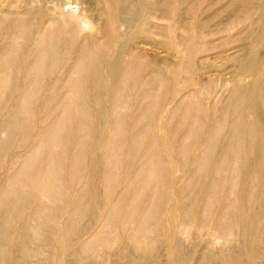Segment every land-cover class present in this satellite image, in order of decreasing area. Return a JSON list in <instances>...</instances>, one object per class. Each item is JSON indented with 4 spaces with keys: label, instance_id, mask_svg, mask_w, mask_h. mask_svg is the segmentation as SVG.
<instances>
[{
    "label": "rangeland",
    "instance_id": "1",
    "mask_svg": "<svg viewBox=\"0 0 264 264\" xmlns=\"http://www.w3.org/2000/svg\"><path fill=\"white\" fill-rule=\"evenodd\" d=\"M73 12L84 17V20L87 24L85 28H80L79 26H77L75 20H72L69 18V14ZM60 14H64L66 21L60 18L61 16ZM23 15H25V17ZM1 18H3L4 21ZM15 19L17 20V22ZM22 19L24 22L21 21ZM131 20H132V23H130ZM0 21H1L0 22V46H1L0 50H2L0 52L6 51L5 50L6 48L2 49V47L5 46L4 44L7 43L6 41H16V40L19 41L20 40L19 42L20 48L18 51V53L20 52V54L18 55L20 58L19 60H20V66H21L19 67V65H17L15 67H19V69L13 67L14 70L12 68L10 69L11 71L9 72L13 75V77L12 75H10L11 79L15 78L14 81L16 80L15 81L16 84L14 83L13 80H11V82L9 83L8 82L3 83L5 84V86L3 84H2L3 86H0V88H2L0 89V91H3V93L0 92L1 94L0 95V125L4 124V118L7 117V114H10L12 112L11 106L14 104H18L20 99L24 97L23 93L25 92V90H27L28 87L30 88L31 92L36 91L35 93L32 92V94L28 98L29 100L27 99L26 101L20 102L21 106H23L24 104H28L27 106H23V111L25 113L22 118L23 119L25 118L24 120L21 119L19 123L16 122V124L13 123L12 125H10L11 127H9L7 130H4L5 133H2L3 131L1 128L3 127L0 126V131H1L0 132L1 134L0 135V188L2 187V184L6 185V183L3 181H6L5 179H6V176H8L7 174L9 173V171L11 173V171L15 169L13 167H16L17 160L22 159L23 158L22 155L27 154L32 149H35L40 139L39 135L42 136L44 134L43 132H45V129L54 126L57 121L56 119H58L59 116H61L62 120H64L67 118V115L69 113L71 115L73 111H75L74 113H77L78 111L82 112L83 113V114L81 113L82 118H84L85 116V118L82 119L80 116H78L79 112L76 115L73 114V116L75 115L74 117L69 115L68 118L69 117L71 118L70 124H69L70 118L69 119L67 118L66 120H64V124L62 125V128L59 133L60 134L59 137L62 139L60 140L59 138L58 142L61 141V144L60 143L58 144L61 147L58 145L59 147L58 146H57L58 148L56 147L57 150L54 147L56 151V152L54 151V153H61L62 158L64 155L62 154V151L65 150L64 151L65 155H68V156H64L65 159L66 157H68V159H66L67 161L64 162L63 160L65 159L64 158L62 159L63 161L62 164L63 163L65 164V165H62V179L65 180L66 187L69 189V193H70V196L68 195L69 196L68 200L64 199V202H63L62 199L59 200V198L57 199L55 198L56 201L52 202V199H51V203H50V199L45 198L42 194H40L39 190L36 191L37 190L36 188L33 189L30 186H29L30 188H28V186H26L27 188H25V186L23 185L22 188H25V189H22V199H21L22 205L19 209L20 212L17 213L18 216L16 215V213L12 215V212L14 210L11 207V204L13 203V198L8 200L5 203L4 202L0 203V225H2V223H5L6 226L7 225L10 226L9 229H8L9 226H7L8 231L6 230V232L0 231V261L2 260L0 264H17V263L18 264H76V263L77 264H105V263L106 264H112V263L114 264H264V240L263 241L261 240L262 237H263L262 239H264V234H262L264 233V229H263L264 228V222H263L264 216L262 217L259 216L260 214L264 215V211H263L264 210L263 208L264 200L261 201L262 199H264V197L262 198V196H264V187H262V185H264L263 183L264 182V177H263L264 176V166H263L264 165V153H263L264 152V125L262 124L264 123V113H263L264 112V78H263L264 77V74H263L264 73V42H263L264 41V0H0ZM25 22H27L29 25L32 22L30 25L31 30L29 28V25L26 24L28 25L26 32L27 30L28 32L26 33L24 31L18 37L19 29L22 28L21 26L25 25ZM125 22L127 24L130 23V25L125 24ZM33 26H35L34 27L35 29L33 28ZM15 27H18V28L16 29ZM9 29H11L12 31L14 29V31L12 32ZM50 31L52 32V35H50L51 34ZM9 32H12L13 35ZM15 32L16 34H14ZM4 34L8 35V37H6ZM15 37H18V39ZM38 37L39 39L37 42L36 39ZM32 42L33 44H31ZM52 42H54V44L56 45L54 46L53 48L54 50L52 51L48 59L49 61L47 60L45 64L41 65V67L39 68L35 67L34 62H33L34 67H33L32 75L29 76L27 79L28 67L30 68V65L26 62V59H27L26 57L28 56L27 53L30 50H32L31 47H34L33 50L36 48L34 50V53L39 50L37 53L33 54V61H34L36 57L35 55H38V53L40 52V47L43 46V48H46L45 46ZM94 42H96L97 44ZM90 46L93 49L89 48ZM201 47L202 48L204 47V50H202ZM196 48L198 49L199 52L196 50ZM88 49L89 50L92 49L93 51L92 50L88 51ZM200 50L202 52H200ZM249 51H251V53ZM94 52H95V56L93 55ZM91 56H93L92 58H96L98 60L96 62L100 63L101 61L103 64L96 63L95 62L96 59H92ZM21 58H22V61H21ZM258 59L260 60L257 61ZM85 60L86 62L84 63ZM80 62H82L81 65L83 66V68L82 66L80 67V64H79ZM155 62H157V64ZM76 63L78 64L77 66H75ZM256 63H259V64H256ZM25 65L27 67H25ZM253 65H255V67H253ZM78 66L79 68H77ZM194 67L196 69H194ZM246 67L247 69H245ZM20 68H22L21 70L22 72L20 71ZM191 68L193 69L191 70ZM254 68H256L257 71ZM15 69L17 71H15ZM72 69H76L75 71L76 73ZM163 69L165 70V72L163 71L164 73L162 72ZM158 70H160L161 72ZM247 70L248 72L250 71V73H248ZM3 71L5 70H1L0 72H3ZM13 71L19 74L13 73ZM257 72L259 73L262 72L263 75L258 74ZM125 73H127V75ZM153 73H156L157 75H159L158 76L159 79L163 77L164 81L157 80V78L154 77ZM156 74L155 76H157ZM234 74L235 75L237 74V75L234 76ZM61 75L63 76V78H61L60 80ZM16 76L21 79H18ZM33 76H36L37 79L36 77H33ZM64 76L67 81L64 80L65 79ZM231 76L233 79L231 78ZM32 77L34 78L33 79L34 83H31ZM38 77L40 78L39 80H38ZM72 77L75 79L78 77L82 78L83 80L82 84H83V87H85L84 89L85 91L83 90V88L80 89L81 87H79V86H82L80 85L82 81L79 80V78L77 79L78 81H76ZM237 78L238 80L248 78L247 80H251L253 82L249 81L250 84L246 88L243 87L242 89L241 88L236 89ZM70 80H72L71 81L72 83L70 82ZM208 80H210L209 83L206 82ZM79 81L81 82L79 83ZM259 81H261L262 83L261 82L259 83ZM76 82L79 83V86L77 85L78 83L76 84ZM206 83H208L209 85ZM232 83L233 85H231ZM9 84L11 86L14 85V90L16 89L15 91L16 93H14V95L10 93V88L8 91L7 86ZM59 84L60 86L61 85L62 86L60 87ZM73 84L77 86L75 87L76 90L73 87L74 86ZM202 84L205 85V88L203 87ZM227 84H229L228 85L229 87L226 86ZM52 85L53 86L55 85V87H53ZM35 86L37 87V89ZM222 86L225 88H222ZM3 87H6V88H3ZM57 87L59 90L58 93L60 94L56 93ZM71 87L73 88V90L70 89ZM201 87H203L204 90ZM78 88L80 90V93L76 92ZM217 88L219 89V91ZM122 89H125V90H122ZM81 90H83L85 94L84 93L81 94L82 92ZM72 91L74 92V94H72L73 93ZM192 91H194L193 93H196V94L198 91L199 92L202 91V94L201 92L200 93L198 92V94H201L202 96L201 101H203L202 106L199 107L198 111L195 110L197 109L195 107L196 96L191 95L193 94L191 93ZM206 92H207V95H206ZM75 93H77V96H78V93L79 95H81V96H78L77 100H76L77 96H74L76 95ZM159 93L161 95H159ZM189 93H190L189 96H192V98L194 97L195 98L192 99L191 97L186 95ZM7 94H9L10 96L13 95L12 96L13 99H11L12 97H10ZM61 94H63L64 97H62ZM68 94H72V96ZM144 94H147L146 95L147 99L150 98L148 99V101H146L147 99L145 98V96H143ZM151 94L152 96H148ZM82 95H84V97H82ZM203 95L204 96L206 95L207 97L206 96L204 97ZM218 95L220 96L219 98H217ZM240 95H243V98ZM257 95L258 97L256 99ZM31 96L32 98H30ZM59 96L61 98V101L64 99L65 102L63 101L61 102ZM68 97H71L70 100L72 99L74 100H72L71 102ZM119 98H121L120 100L122 101H120ZM204 98L205 99L208 98L207 102L208 100L209 102L207 104L209 105L208 108L210 110L207 108V104H204L206 103V100ZM258 98L260 100H258ZM46 99H48L50 102ZM79 99H81L80 101H83V102H80V104L78 103ZM139 99L140 100L144 99L146 103L147 102L149 103L147 104L145 102L142 103L143 100L140 103ZM155 100L157 101V103ZM235 100L239 102L238 106H236L237 101L235 102ZM240 100H242L241 103H240ZM57 101H59L60 103H57ZM180 101L182 105L180 104ZM210 101L212 102V104H210L211 103ZM116 102L117 103L122 102L120 107H118L119 104H116ZM63 103L64 105L69 104L70 106L73 105L74 107L72 106V109H68L69 105H65L66 106L65 107L63 106ZM81 103H85L82 105L83 106L86 105V106L85 107L79 106L81 105ZM151 103L153 105L156 103L157 105L156 106L154 105L155 107H152L153 105ZM245 103H247L248 107H250V111H248L250 113V117H248V119L249 118L251 120L253 119V122H251V120H249L248 122H250L249 125L252 126V128L254 126V130L253 129L251 130L250 128L247 131L251 130L253 133L250 134V132H246V134L244 135L246 136V139L248 140L251 139V136L253 140L254 139L256 141L260 140L259 143L263 144L262 145L263 147L262 149L258 150L257 147L255 146L246 147L243 145L244 146L243 147L241 146V144H238V145L234 144V146L228 149L229 150L228 152L227 148L229 147L225 145L228 142L229 138H231L232 136V133L230 132L234 131V127H235L233 124V127L230 128V125L232 126V123L236 121L235 119L237 118L239 119L238 114H240L239 112L242 111V107L247 108ZM54 104L55 105L59 104L58 106L59 109H56L57 105L55 106ZM179 104L181 107L180 106L177 107V105ZM4 105L6 107H4ZM234 105H235V109L233 110ZM239 105L241 106L240 110L238 108L240 107ZM243 105H245V107ZM31 106L32 108H30ZM51 106H54V107H51ZM204 106L207 108V109L205 108L207 113L203 109ZM24 107L27 109H24ZM80 107L81 108L83 107L82 110L84 112L81 111ZM115 107L116 108L118 107V108L115 109ZM124 107H126V109ZM77 108L78 109L80 108V109L78 110ZM49 109H50V112L54 110L53 111L54 114H52L51 116L49 115L50 112L48 113ZM123 109L126 113H123L124 112ZM146 109L148 113H145V116H144V112L146 111ZM148 109H151V110L149 111ZM67 110L68 112L71 110V112L66 113ZM114 110L115 112H117L116 110H118V112L115 113ZM184 110L186 111L185 112L186 114H184ZM85 111L86 112L88 111L89 116L87 115ZM177 111L178 113H176ZM195 111H197L198 113ZM230 111H234L233 113L235 116L233 118H232L233 113H231ZM63 112L64 114H62ZM187 113L189 115H187ZM196 113L197 115H199V113L201 114L200 116H196ZM220 113H222L223 116ZM225 113L229 117H226ZM152 114L154 115L152 116ZM56 115H59V116L57 117ZM62 115H64V117ZM120 115L122 117H120ZM180 115H181L180 117L181 120L179 118ZM123 116H126V117L124 118ZM79 117L83 121L80 120ZM185 117H187V119L184 120L183 118ZM194 117L195 119L196 118L199 119L198 123L201 120L205 124L202 122L203 125H201V122H200V125H201L200 126L198 123L194 121L195 120L193 119ZM48 118H49V121L47 120ZM214 118L216 119L214 120ZM219 118H220V122L222 121L221 123L218 121ZM223 118L228 119V121H225L227 122L226 124ZM85 119L88 123L84 121ZM116 119H121V122H119ZM182 119L184 122L182 121ZM190 119L191 120L193 119V120L190 121ZM122 120L125 123L124 122L122 123ZM150 120L152 121V124L151 123L149 124V122H151ZM177 120H179L180 122ZM80 121L83 123H81ZM193 121L196 124H193V127H192V123H194ZM115 122H117L118 125ZM135 122H139L138 123L139 125L136 126ZM114 123L116 124L115 127L119 126L121 127L120 129L123 128L122 131L118 127L114 128ZM146 123L148 124L146 125ZM181 123H183L182 126H181ZM252 123L253 125H251ZM71 124H72V127L70 126ZM119 124H121V126ZM214 124L219 126L218 128L219 129L221 128L222 131L217 130L216 132L215 129H218V128L216 127L214 128L213 126ZM148 125L150 126L151 129L154 128L155 130L149 129V132L142 131L144 129H147L148 127L146 126ZM184 125L186 128L184 127ZM225 125H228V127L226 126V128L224 127L225 129H223L222 127ZM77 126H80V131L82 130V132H79V134H77L78 129H79V127ZM105 126H106V129H105ZM196 126H198L197 129L194 128ZM81 127L87 128L88 131L86 132L85 131L86 129L83 130ZM202 127L204 128L203 129L204 131L202 130ZM193 128L196 130H194ZM257 128L258 129L260 128L261 132ZM14 129L15 131H13ZM112 129L113 131H111ZM116 129L117 131L120 130L121 132H117ZM18 130L19 132L21 131V133H19ZM189 130H192L190 131L191 133L186 132ZM223 130L226 131L225 133L227 134L225 133L223 134L224 132ZM61 131L64 132L65 134L67 133L66 135H69L70 138H68V136H66L64 133L62 134ZM83 131L85 132V134L83 133ZM193 131L194 132L196 131L194 133L195 134L194 136H193ZM201 131H202V134H201ZM208 131L211 132V135H210V132L208 133ZM218 131L222 132L221 135H219L220 132L218 133ZM72 132L75 134H73ZM133 132H134V135H133ZM144 133H147V134H144ZM212 133L214 134L215 138ZM185 134L186 135L189 134V137H186ZM222 134L225 138L222 136ZM254 134H256V137ZM257 134L259 135L257 136ZM62 135L63 136L65 135V137H61ZM190 135H192L193 137ZM203 135L204 137L206 136L205 140H204V137L202 138ZM226 135L228 136L226 137ZM72 136H73V139H72ZM109 136L111 138H109ZM133 136L136 139H140V140L136 143L135 141L136 139ZM198 136L201 141H199ZM221 136H222L221 140H223L224 138L223 142L219 141ZM83 137L85 139H83ZM122 137H124L125 139ZM153 137L154 138L156 137L155 138L156 140ZM182 137L185 139H183ZM216 137H219V139H216ZM81 138L83 139V141L85 140V142H87V146H85L86 145L85 142L79 143ZM86 138H87V141H86ZM186 138L187 139L189 138L188 140L191 141L190 145L187 144V142L185 141ZM104 139H106V142H107V139H114L115 141H119L121 143L120 144L121 147L120 145H117V148H115V151L117 153L113 150L114 154L116 153L115 155H117V156H114V159L117 160L116 163L114 160V163L116 165H114L113 162H112L113 165L109 164L111 163L110 161L108 162L109 155L107 154L109 153L108 151L111 149L110 147H108V145L106 146L104 145L106 144V142L102 143L105 141ZM76 140L78 141L77 142L78 146H77V143H75ZM214 140L217 143H215ZM131 141L132 142L135 141V142L132 143ZM140 141H142V143ZM181 141H183V144L186 142L185 145L187 144V147L183 144L181 145V147H179V145L182 143ZM71 142H72V145L70 147V144L68 143H71ZM203 142H205V144ZM64 143H66V146L68 149H63L65 145ZM116 143L119 144L118 142ZM134 143L137 145L136 147L138 149L139 148H142V149H139V150L135 149L136 147H134L135 146ZM199 143L200 144L202 143V144L200 145ZM153 144L154 146L156 145L157 148L154 147ZM203 144H204V147L206 146L205 147L206 150L204 149ZM215 144L216 145L218 144V145L216 146ZM75 145L77 147H75ZM81 146H83V148ZM85 147H86V150L84 152L83 150L85 149ZM105 147L106 149H104ZM207 147H209L208 148L209 151L207 150ZM221 147L222 148L227 147V148L226 149L223 148L222 149L223 151H222ZM241 147L242 148L246 147V149L250 147L249 149L251 150L242 149ZM183 148L188 149L189 151L188 150L185 151V149L183 150ZM201 148H202V151H201L202 153L199 152ZM212 148H214L213 153L211 151ZM235 149L236 151H234ZM74 150L75 151L77 150V151L75 152ZM147 150L149 153L147 152ZM181 150L185 151V153H183V151L181 152ZM203 150L205 151L204 153H203ZM237 150L239 151V153H236ZM79 151H81V153H77ZM142 151L144 152L142 153ZM154 151L158 155H155ZM158 151L163 156L162 155L159 156L160 154ZM249 151L250 152L252 151L251 152L252 154ZM50 152L51 151H48L47 153V151H45L39 157L38 162L40 163L43 161L42 163H40L42 164V166L44 165L42 167L44 168L43 170L47 169L49 166L51 159L48 160V158L52 157L51 155L52 153ZM137 152L140 153L141 156ZM146 152L148 154L147 156L144 154ZM208 152H209V155L210 153L212 155L208 156ZM231 152H233V154H230ZM240 152H242V154ZM132 153H134V155H136L137 153L140 157L135 158L133 157L134 155H132ZM181 153H183V155ZM226 153H228V155ZM254 153L255 154L261 153L263 156L261 154L260 156L257 154L255 156ZM74 154L76 155V159L75 157L73 158V156H75ZM200 154H201V158H200ZM244 154L246 155L244 156ZM17 155H19L20 158H17L18 157ZM47 155H48V158H46ZM83 155H85L84 156L85 158L83 157ZM148 156L152 158L155 157L156 159V161L154 162L155 164L154 163L150 164V162L152 161H150L151 158L149 159ZM211 156L212 158H210ZM225 156H227L228 158ZM183 157L185 160L181 159ZM243 157L244 158L248 157L246 159L247 161H245ZM259 157L262 159H260ZM14 158L15 160H13ZM69 158L70 159L72 158L71 160L74 159L73 162L78 159V162L72 166L73 162ZM253 158L255 160H253ZM256 158H259V159H256ZM146 160L149 162H144ZM157 160H159V162L163 161L164 163H159ZM218 160L220 161V163L218 162V164H216ZM257 160H258V163H257ZM204 161L206 165H204ZM224 161L227 163H225ZM80 162H83V164L81 165ZM254 162L257 164H255ZM117 163H118V166H117ZM233 163L236 164L237 166L234 165ZM149 164L153 166L150 168ZM157 164L161 166L159 167ZM250 164H252L253 166ZM154 165L158 166L157 167L158 170H156V166L154 167ZM246 165L248 168L246 167ZM141 166L142 168H140ZM230 166L232 167L236 166V168L239 169L238 172L240 171V173L237 172V174H240V176L237 177V175L235 174L236 171H234L235 167L234 168L231 167L233 169L232 170ZM116 167H117V170H116ZM143 167L145 169H143ZM153 167L154 169H152ZM242 167H244L245 169ZM112 168H114L115 170L113 169L114 170L113 171ZM196 168L200 169V171ZM217 168L219 170H217ZM73 169H75L76 172H74L75 170L73 171ZM142 169L145 171H143ZM201 169H203V171ZM262 169H263V172H261ZM109 170L110 172L113 171V173H110ZM138 170H139V173H141V175L138 174V176H136V174L138 173ZM150 170L151 171L156 170V171H153L151 173ZM193 170H196V174ZM248 170H249V173H247ZM107 171L109 174H107ZM117 172H118V175H116ZM155 172H157L158 174L155 175ZM254 173H257L255 174L256 177L255 176L253 177ZM232 175L233 176L236 175V176L233 177ZM251 176L255 179H252ZM72 178H74V180H72ZM213 178L214 180L217 179L216 180L217 182L213 181L216 184H212L210 186V184L212 183V182L210 183V179H213ZM229 178H232V179L234 178L232 183H234V180H236V185L235 183L233 185L235 187L234 188L231 186L230 187L231 189L233 188V190L237 189L238 192L235 190L234 191L236 193L233 190L228 192V190H230L228 188L229 185H232L231 183L232 179H229ZM146 179H148L149 181L147 182ZM150 179L153 183L150 181ZM226 179H228V181H226ZM130 181L131 182L133 181V183H130ZM198 181H201L198 184L199 186L197 185ZM223 181H226V183H222ZM249 181L250 182L253 181L255 183L257 182V184L252 183V182L249 183ZM128 182L129 184L131 185L134 184V185L131 187L128 184ZM246 183H248V185ZM156 184L158 185V187L156 186ZM149 185H151V187ZM154 185L156 187H154ZM216 185L217 186L219 185V187H217ZM241 185L243 187H240ZM252 185H255V188L252 187ZM91 186L93 187L96 186V187L93 188ZM212 186L213 187L215 186L216 189L218 188L217 191ZM77 187L78 189L76 190ZM88 187L93 188L92 190L93 194H92V191H90L91 189L89 190ZM142 187L144 190L140 189ZM144 187H146V189ZM31 188L32 190H30ZM79 188H81V190ZM135 188L137 191L135 190ZM155 188L156 189L158 188L157 189L158 191L156 192L159 195L156 193L157 195L153 199V197L151 196L155 195L154 194ZM250 188H253L255 192L252 191V189ZM242 189H244V191L245 189L246 190L248 189L247 190L248 192L247 191H246L247 193L245 192V196H248L246 200H245L246 197L244 198L243 193L240 194L241 191L243 192ZM18 190L20 189L18 188ZM24 190L26 193H24ZM49 190L50 189L47 190L48 192L47 196L50 195L51 190L50 191ZM210 190H211V193H210ZM250 190L252 191V193ZM257 190L258 192L259 190L261 191L258 193ZM140 191L142 194L140 193ZM137 192L139 193V195ZM144 192L146 193V195L144 194ZM148 192H151V193H148ZM208 192L210 194H207ZM230 192H233V194H231ZM79 194L80 195L82 194L81 196L82 197L84 196V199L80 197ZM251 194L253 196L261 195L259 196L261 198L258 197V199L254 200ZM25 195H26V198H25ZM73 195L75 199L71 198L73 197ZM132 195L135 196L136 202ZM208 195H211V196H208ZM89 196L91 197L88 198ZM93 196L94 198H92ZM212 196H215V198L214 197L210 198L211 200L213 199V201L209 200V197H212ZM233 196H234V200L236 198H237L236 201L238 200L237 202L235 201L236 206L233 201ZM131 197H133L134 202ZM141 197L143 198V200ZM205 198L208 199L209 204L206 203L207 201L205 202L206 200ZM61 200L62 202H60ZM79 200L81 201L80 202L81 205L79 203ZM129 200L130 201L132 200L131 203ZM258 200H259V203H258ZM10 201H11V204L9 203ZM71 201H73V203ZM83 201H85L86 203ZM89 201H92L93 204H91ZM114 201L116 203H113ZM141 201L143 203H141ZM168 201L170 203H168ZM227 201L229 202L233 201L230 203L232 208L231 206L229 209L227 208L229 206L228 205L229 202ZM190 202L192 203L190 204ZM251 202L254 205H251L252 204ZM54 203L55 205H53ZM87 203L92 206L91 209L89 208L90 205L89 206L86 205ZM112 203L115 204L114 206L116 207V210L114 207H112L113 206ZM237 203L239 206L238 208H237ZM29 205L30 207H27ZM51 205L55 207L54 209L56 210L57 219L60 222L59 223L60 228L62 227L61 230L60 228L54 230V222L51 220V218H49L48 213L46 214L45 210L49 207H52ZM60 205L61 207H59ZM94 205L95 206L97 205L98 209L95 208ZM128 205L129 206L132 205V206H130L128 209ZM203 205L206 207L210 205L209 206L210 208L208 207L206 209V207H203ZM36 206H39V207L41 206V208L44 206L45 208V209L43 208V212L44 211L45 212L44 213L42 212V214L37 217V220H40L42 222V225L44 226H42V229H39V230L34 227H30V229L23 230V228L26 226V219L28 215L32 212L30 210H35ZM75 206L76 208H74ZM81 206L83 207L85 206L86 210L85 209L80 210L81 213H78L77 211L79 210L78 207H81ZM254 206H256V208H254ZM124 207H127L126 208L127 210ZM146 207H148L149 209ZM204 208L207 211L206 214H205ZM258 208L259 210L257 211ZM75 209H77L76 210L77 212L75 211ZM146 209L150 210V212L149 211L146 212L147 211ZM69 210H71L70 213H69ZM236 210H238L237 213H234ZM124 211H126L125 213L127 214L128 217L129 215L137 216L139 214L138 215L139 217L133 216V221L134 222L136 221L137 223L136 222L134 223L133 221L130 222L131 216L128 219V217L125 216L126 214L123 213ZM128 211H129V214L127 213ZM223 211H226V212H224L223 214ZM153 213H155V216ZM78 214H81V215H78ZM82 214L84 215L82 216ZM123 214H124V217H123ZM156 214H157V218H156ZM185 214H187V216ZM202 214L203 215L205 214V215L203 216ZM228 214L230 216L232 215L231 218ZM251 214L254 215V216L252 215L253 218L251 217ZM63 215L65 218L63 217ZM223 215L226 216V219H228L229 221L226 220ZM13 216L15 219L13 218ZM144 216H146L147 218ZM221 216L224 217V219L226 220L225 224H223L224 219H222ZM238 216H239V219H238ZM74 217L76 218V220H78L81 217V220L76 221L74 220ZM126 217H127V220H125ZM106 218L110 220L111 222L109 221L106 223V221H108L106 220ZM141 218H145V219L142 221ZM152 218H154L155 221L158 219V221L156 222V225L155 223H152L153 222ZM220 218L223 221L222 220L219 221ZM251 218L253 221L251 220ZM260 218H262L261 221H258ZM150 219H151V222H150ZM249 219H250V222H248L249 223L248 224L247 221ZM69 220H71V222ZM145 220L146 222L148 221L150 225H148V222L146 224L144 222ZM127 221H129V223ZM139 221L144 222L143 226H146V228L143 227L142 225H139L140 223ZM234 221H235V224H234ZM239 221L241 223H239ZM33 222H36V221L33 220ZM33 222H31L30 226H33ZM251 222H253V224ZM71 223H73L74 225ZM100 223L102 224L103 227L104 226L105 227L104 228L101 227ZM104 223L107 224L108 226L104 225ZM250 223L252 224L254 228L250 226L251 225ZM109 224L113 226V229H111L112 231L114 230L112 234L109 230L112 227H109ZM136 224L137 226H135ZM50 225H52V227ZM210 225H213L211 226L212 229L211 228L208 229ZM228 225H229V228H228ZM239 226L241 228H239ZM71 227L74 230H71L70 229ZM132 227H134V229ZM139 227L143 229L142 231H140L142 232L140 234L144 238L137 239L138 237L137 236L135 237V235L131 238V236L133 235V232H136L135 229ZM226 227L228 229H226ZM243 227L246 229L242 230ZM144 228L148 232L147 231L143 232ZM213 228L214 229L218 228L219 230L217 229V231L216 230L213 231ZM224 228L226 229V231L228 230L229 233L230 232L232 233V235L230 236L233 239L232 243L229 242L231 241L230 237H226L227 235L222 234L223 230H225ZM257 228H259L260 230L262 229V230L261 231L259 229L257 230ZM101 229H104L105 231ZM239 229L241 230L242 234L239 233L240 232ZM37 231H39L41 235L38 234L39 232ZM213 232H215V236L212 237ZM217 232L219 233V235H217L218 234ZM233 232L239 233V234L234 233L236 235L235 236ZM149 233H151V236L155 237L153 238L154 242H152V239H151L152 237L150 236ZM256 233L258 234L260 233V236H258ZM29 234L31 238H28ZM240 235L243 237L241 238ZM35 237L37 239H35ZM158 237H161V238H158ZM236 237H239V239ZM254 238L256 239V241ZM89 239L90 240L92 239V242L95 240V242L92 243L90 242ZM248 239L250 240L249 243L247 242ZM34 240L35 242L33 243ZM155 240H158V241H155ZM222 240L224 241V243L222 242ZM30 241H32V243ZM143 241L145 243H143ZM177 242L180 244V246ZM228 242L230 243L229 245H227ZM241 242H242V245H241ZM146 243H148L149 245L151 244L152 246L151 245L149 246L147 244L148 245L147 247L152 248V249L148 250V248L146 247ZM24 244H26L27 246ZM86 244L87 246L92 247L90 248V250H93V249L97 250L98 253L96 252V255L86 254L87 256L83 257L85 256V254H82L78 251L81 249V247H84ZM156 244L158 245V247H156L157 246ZM154 247H155V250H154ZM206 248L207 249L209 248V249L207 250ZM1 249L3 250L1 251ZM240 250H242L241 252L242 254L240 253ZM76 251L79 254L76 255L75 254ZM45 253L46 254L48 253V255H45ZM254 254H258V255H254ZM240 255H243V258H241L242 256L240 257Z\"/></svg>",
    "mask_w": 264,
    "mask_h": 264
},
{
    "label": "bare ground",
    "instance_id": "2",
    "mask_svg": "<svg viewBox=\"0 0 264 264\" xmlns=\"http://www.w3.org/2000/svg\"><path fill=\"white\" fill-rule=\"evenodd\" d=\"M44 4H45V3H44ZM15 5H16V4H15ZM57 5H58V4H57ZM51 6H52V4H51ZM54 6H55V5H54ZM13 13H14V12H13ZM17 13H18V12H17ZM60 15H61L60 18H62L64 21H66V19H65V17H64V14H60ZM7 16H9V15H7ZM23 16L25 17V15H23ZM23 16H21V17H23ZM5 17H6V16H5ZM14 17H15V16H14ZM16 17H18V16H16ZM69 18L72 19V20H75L77 26H79L80 28H85V27L87 26V24H86V22H85V20H84V17L81 16V15H79V14H77V13H75V12L69 14ZM129 18H130V17H129ZM1 19L3 20V18H1ZM24 19H25V18H24ZM127 19H128V18H127ZM15 20H16V19H15ZM3 21H4V20H3ZM21 21H23V19H22ZM21 21H20V23H21ZM0 22H1V21H0ZM16 22H17V20H16ZM23 22H24V21H23ZM27 22H28V21H27ZM27 22H25V25L21 26L22 28L19 29V35L17 34L18 37H19L20 34L23 33L24 31L26 32L27 26L29 25ZM18 23H19V22H18ZM29 23H30V22H29ZM31 23H32V22H31ZM31 23H30V25H31ZM130 23H132V20H131ZM130 23L127 24V23L125 22V24H127V25H130ZM22 24H23V23H22ZM22 24H21V25H22ZM26 24H28V25H26ZM30 25H29V28H30ZM11 26H12V25H11ZM13 26H14V25H13ZM19 26H20V25H19ZM34 27H35V26H33V28H34ZM10 28H11V27H10ZM13 28H14V27H13ZM15 28L17 29L18 27H15ZM54 28H55V27H54ZM34 29H35V28H34ZM9 30H11V29H9ZM9 30H8V31H9ZM30 30H31V28H30ZM8 31H7V33H8ZM11 31H12V30H11ZM13 31H14V29H13ZM13 31H12V32H13ZM15 31H17V30H15ZM32 31H33V30H32ZM51 31H52V30H51ZM51 31H50V33H51L50 35H52V32H51ZM12 32H9V33L12 34ZM27 32H28V30H27ZM27 32H26V33H27ZM26 33H25V34H26ZM11 34H10V35H11ZM14 34H16V32H15ZM4 35H5V34H4ZM10 35H9V36H10ZM12 35H13V34H12ZM5 36L8 37V35H5ZM94 36H95V35H94ZM18 37H15V38L18 39ZM9 38H10V37H9ZM30 39H31V38H30ZM34 39H35V38H34ZM38 39H39V37L36 39L37 42H38ZM1 41H2V40H1ZM4 41H5V40H4ZM215 41H216V40H215ZM6 42H7V43H6ZM6 42H4V43H6V44H4L5 46L2 47V49H3V48H6V49H5L6 51L0 52V69H1V70H5V71H3V72H0V86H3V85L5 86V84H3V83H6V82L9 83V82H11V80L14 81L15 78H14V79H11V76H10V75H12V74L9 73V72L11 71L10 69H12L13 67H15V66H17V65H19V67H21V66H20V60H19L20 58H19V55H18V54H20V52L18 53L19 48H20V47H19V46H20V43H19L20 40H19V41H18V40H16V41H6ZM263 42H264V41H263ZM22 43H23V42H22ZM22 43H21V44H22ZM94 43H96V42H94ZM18 44H19V45H18ZM31 44H33V42H32ZM34 44H35V43H34ZM37 44H38V43H37ZM96 44H97V43H96ZM193 44H194V43H193ZM55 45H56V44H54V42H52V43L46 45V46H45L46 48H43V46H41V47H40V52L38 53V55H35L36 57H35V60H34V61H33V54L37 53L39 50H38V51L36 50L37 52L34 53V50H35L36 48L33 50L34 47H31L32 45L30 46V47L32 48V50L29 49V50H30V51L28 52L29 54L27 53L28 56L26 57V58H27V59H26V62L30 65V68L28 67V72H27L28 75H27V79H28L29 76L32 75L33 67H34V66H33V62H34L35 67H38V68L41 67V65L45 64V62L49 59V57H50L52 51L54 50L53 48H54ZM204 45H205V44H204ZM204 45H203V46H204ZM195 46H196V45H195ZM195 46H194V47H195ZM197 46H198V45H197ZM0 47H1V46H0ZM199 47H200V46H199ZM257 47H258V46H257ZM37 48H38V47H37ZM89 48H92V47L90 46ZM138 48H139V47H138ZM201 48H202V47H201ZM7 49H8V50H7ZM92 49H93V48H92ZM92 49H90V50H92ZM205 49H206V48H205ZM256 49H257V48H256ZM90 50L88 49V51H90ZM196 50L198 51L197 48H196ZM202 50H204V47L202 48ZM0 51H2V50H0ZM84 51H85V50H84ZM92 51H93V50H92ZM92 51H91V52H92ZM194 51H195V50H194ZM251 51H252V50H251ZM251 51H249V52L251 53ZM254 51H255V50H254ZM198 52H199V51H198ZM200 52H202V51L200 50ZM192 53H193V52H192ZM196 53H197V52H196ZM259 54H260V53H259ZM259 54H258V55H259ZM89 55H90V54H89ZM93 55L95 56V52H94ZM190 55H191V54H190ZM87 56H88V55H87ZM251 56H252V55H251ZM92 57H93V56H91V58H92ZM133 57H134V56H133ZM188 57H189V56H188ZM248 57H249V56H248ZM259 57H260V56H259ZM52 58H53V57H52ZM88 58H90V57H88ZM244 58H245V56H244ZM246 58H247V57H246ZM253 58H254V57H253ZM29 59H30V60H29ZM54 59H55V58H54ZM92 59H96V58H92ZM259 60H260V59H258L257 61H259ZM21 61H22V58H21ZM48 61H49V60H48ZM77 61H78V60H77ZM96 61H98V60L96 59L95 62H96ZM245 61H246V60H245ZM255 61H256V59H255ZM24 62H25V60H24ZM24 62H23V63H24ZM85 62H86V60L84 61V63H85ZM248 62H249V61H248ZM77 63H78V62H77ZM77 63H76L75 66L78 65ZM81 63H82V62L79 63V64H80V67L82 66ZM96 63H99V62H96ZM100 63H102V62L100 61ZM100 63H99V64H100ZM155 63L157 64V62H155ZM259 63H260V62H259ZM259 63H256V64H259ZM21 64H22V63H21ZM86 64H87V63H86ZM86 64H84V65H86ZM102 64H103V63H102ZM102 64H101V65H102ZM242 64H243V62H242ZM136 65H137V64H136ZM142 65H143V64H142ZM152 65H154V64H152ZM75 66H73V67H75ZM158 66H159V65H158ZM201 66H202V65H201ZM19 67H15V68H18V69H19ZM25 67H27V66L25 65ZM46 67H47V66H46ZM101 67H102V66H101ZM154 67H155V66H154ZM167 67H168V66H167ZM202 67H203V66H202ZM206 67H207V66H206ZM242 67H243V65H242ZM253 67H255V65H253ZM262 67H263V66H262ZM262 67H261V68H262ZM42 68H43V66H42ZM77 68H79V66H78ZM82 68H83V66H82ZM108 68H109V66H108ZM200 68H201V67H200ZM251 68H252V66H251ZM261 68H260V69H261ZM34 69H35V68H34ZM45 69H46V68H45ZM104 69H105V68H104ZM160 69H162V68H160ZM165 69H166V68H165ZM169 69H170V68H169ZM172 69H173V68H172ZM192 69H193V68H191V70H192ZM194 69H196V68L194 67ZM197 69H198V68H197ZM245 69H247V67H246ZM254 69L256 70V68H254ZM254 69H253V70H254ZM1 70H0V71H1ZM13 70H14V68H13ZM21 70H22V68H20V71H21ZM26 70H27V69H26ZM35 70H36V69H35ZM35 70H34V71H35ZM39 70H40V69H39ZM41 70H42V69H41ZM72 70H74V72L76 71V69H72ZM109 70H110V69H109ZM170 70H171V69H170ZM200 70H201V69H200ZM240 70H241V69H240ZM15 71H17V70L15 69ZM42 71H43V70H42ZM77 71H79V70H77ZM82 71H83V70H82ZM158 71H160V70H158ZM163 71L165 72L164 69L162 70V72H163ZM196 71H197V70H196ZM251 71H252V70H251ZM256 71H257V70H256ZM21 72H22V71H21ZM25 72H26V71H25ZM37 72H38V71H37ZM74 72H73V73H74ZM160 72H161V71H160ZM160 72H159V73H160ZM164 72H163V73H164ZM170 72H172V71H170ZM194 72H195V71H194ZM247 72H248V70H247ZM13 73L19 74V73L14 72V71H13ZM39 73H41V72H39ZM39 73H38V74H39ZM42 73H43V72H42ZM75 73H76V72H75ZM103 73H104V72H103ZM248 73H250V71H249ZM257 73H258V74H262V72H260V73L257 72ZM16 74H15V75H16ZM35 74H36V73H35ZM35 74H34V75H35ZM38 74H37V75H38ZM62 74H63V73H62ZM123 74H124V73H123ZM125 74L127 75V73H125ZM129 74H130V73H129ZM153 74H154V77L157 78V80H159V81H160V80H163V77L160 78V79L158 78V76H159V75H157L158 72H157V74H156V73H153ZM155 74H156L157 76H155ZM160 74H161V73H160ZM263 74H264V73H263ZM263 74H262V75H263ZM15 75H14V77H15ZM20 75H21V73H20ZM23 75H24V74H23ZM42 75H43V74H42ZM65 75H66V74H65ZM149 75H150V74H149ZM236 75H237V74H236ZM236 75L234 74V76H236ZM244 75H246V74H244ZM256 75H257V74H256ZM152 76H153V75H152ZM252 76H253V75H252ZM252 76H251V77H252ZM259 76H260V75H259ZM12 77H13V75H12ZM16 77H17V76H16ZM20 77H21V76H20ZM24 77H26V76H24ZM24 77H23V78H24ZM33 77H36V76H33ZM33 77H32V81H31V83H34V81H33L34 78H33ZM39 77H40V75H39ZM39 77H38V80L40 79ZM58 77H59V76H58ZM81 77H82V76H81ZM81 77H80V78H81ZM127 77H128V76H127ZM160 77H161V76H160ZM241 77H242V76H241ZM254 77H255V76H254ZM261 77H262V76H261ZM17 78H18V77H17ZM17 78H16V79H17ZM61 78H63L62 75H61V77H60V80H61ZM64 78H65V76H64ZM72 78H73V77H72ZM78 78H79V77H78ZM78 78H76V79L73 78V79H75L76 81H78V80H77ZM80 78H79V80H81L82 82L79 81V83L81 82L80 85H82V86H79V83H78V82H76V84L78 83L77 85H78L79 87H81L80 89L83 88V90H84L85 87H83V84H82V83H83V80H82L83 77H82L81 79H80ZM128 78H129V77H128ZM231 78H232V76H231ZM244 78H245V76H244ZM263 78H264V77H263ZM18 79H21V78H18ZM24 79H25V78H24ZM36 79H37V77H36ZM36 79H35V80H36ZM123 79H124V78H123ZM232 79H233V78H232ZM234 79H236V78H234ZM247 79H248V78H247ZM247 79H239V80H238V78H237V80H236V89H237V88H239V89L241 88V89H242L243 87L246 88L247 86H249V84H250L249 81H251V80H247ZM249 79H250V77H249ZM253 79H254V78H253ZM38 80H37V81H38ZM54 80H55V79H54ZM62 80H63V79H62ZM64 80H66V78H65ZM64 80H63V81H64ZM145 80H146V79H145ZM155 80H156V79H155ZM202 80H203V79H202ZM227 80H229V79H227ZM15 81H16V80H15ZM15 81H14V83H15ZM29 81H30V80H29ZM66 81H67V80H66ZM71 81H72V80H70V82H71ZM163 81H164V80H163ZM209 81H210V80H208V81H206V82L209 83ZM220 81H221V80H220ZM220 81H219V82H220ZM224 81H225V80H224ZM25 82H26V81H25ZM53 82H54V81H53ZM99 82H100V81H99ZM226 82H227V81H226ZM251 82H253V81H251ZM254 82H255V81H254ZM260 82H261V81H259V83H260ZM27 83H28V82H27ZM71 83H72V82H71ZM73 83H74V82H73ZM160 83H162V82H160ZM208 83H206V84H208ZM227 83H228V82H227ZM233 83H234V82H233ZM233 83H232L231 85H233ZM261 83H262V82H261ZM2 84H3V85H2ZM10 84H12V83H10ZM10 84H9V85H10ZM15 84H16V83H15ZM36 84H37V83H36ZM60 84H61V83H60ZM60 84H59V86H60ZM64 84H65V83H64ZM199 84H200V83H199ZM219 84H221V83H219ZM229 84H230V83H229ZM229 84H227L226 86H228ZM9 85H8V86H9ZM20 85H21V84H20ZM34 85H35V84H34ZM55 85H56V84H55ZM55 85H54V86L52 85V86L55 87ZM57 85H58V84H57ZM65 85H66V84H65ZM69 85H70V83H69ZM73 85H74V86H73L74 88L77 87L75 84H73ZM202 85H203V87L205 88V85H204V84H202ZM208 85H209V84H208ZM222 85H223V84H222ZM8 86H7L8 91H9V88H10V93L14 95V93H16V92H15L16 89L14 90V85H13V86L10 85L9 87H8ZM24 86H25V85H24ZM61 86H62V85H61ZM61 86H60V87H61ZM67 86H68V85H67ZM71 86H72V85H71ZM84 86H85V84H84ZM120 86H121V85H120ZM120 86H119V87H120ZM122 86H123V85H122ZM206 86H207V85H206ZM33 87H34V86H33ZM35 87H36V86H35ZM139 87H140V86H139ZM203 87H201V88L203 89ZM208 87H209V86H208ZM217 87H218V86H217ZM220 87H221V86H220ZM228 87H229V86H228ZM228 87H227V88H228ZM3 88H6V87H3ZM20 88H21V87H20ZM62 88H63V87H62ZM64 88H65V87H64ZM117 88H118V87H117ZM140 88H141V87H140ZM201 88H199V89H201ZM209 88H210V87H209ZM222 88H225V87L222 86ZM0 89H2V88H0ZM18 89H19V88H18ZM22 89H23V88H22ZM36 89H37V87H36ZM59 89H60V88H59ZM70 89L73 90L72 87H71ZM119 89H120V88H119ZM156 89H157V88H156ZM199 89H198V90H199ZM206 89H207V88H206ZM206 89H205V90H206ZM217 89H218V88H217ZM250 89H251V88H250ZM260 89H261V88H260ZM4 90H5V89H4ZM20 90H21V89H20ZM60 90H61V89H60ZM75 90H76V88H75ZM78 90H79V88L77 89L76 92H79V93H80V90H79V91H78ZM83 90H81V91H82L81 94L84 93ZM122 90H125V89H122ZM203 90H204V89H203ZM208 90H210V89H208ZM208 90H207V91H208ZM220 90H221V89H220ZM84 91H85V90H84ZM139 91H140V90H139ZM196 91H197V89H196ZM218 91H219V89H218ZM222 91H224V90H222ZM238 91H239V90H238ZM248 91H249V90H248ZM0 92L3 93V91H0ZM32 92L35 93L36 91H32ZM32 92H31L30 88L28 87L27 90H25V92L23 93V94H24V97L20 99V101L18 102V104H14V105L11 106V108H12V112L10 111L11 113L9 112L10 114H7V117L4 118V124L2 123L3 125H0V126L3 127V128H1L2 131H3L2 133H5L4 130H7L9 127H11L10 125H12L13 123H15V124H16V122L19 123V121H20L21 119H23L22 117L24 116V113H25V112L23 111V106H27L28 104H24L23 106H21V105H20V102H21V101H26V100L29 98V96L32 94ZM58 92H59V90H58V87H57V92H56V93H58ZM60 92H61V91H60ZM72 92H73V91H72ZM137 92H138V91H137ZM160 92H161V91H160ZM193 92H194V91H192L191 93H193ZM198 92H199V91H198ZM198 92H197V94H196V93L191 94L192 96H196V99H195V107H196L197 109H195V110H197V111L199 110V107L202 106V103H203V101H201V99H202V96H201L202 91H200L201 94H198ZM200 92H199V93H200ZM239 92H240V91H239ZM251 92H252V91H251ZM6 93H7V92H6ZM53 93H54V92H53ZM70 93H71V92H70ZM79 93H78V96H81V95H79ZM123 93H124V92H123ZM123 93H122V94H123ZM151 93H152V92H151ZM157 93H158V92H157ZM208 93H209V92H208ZM211 93H212V92H211ZM219 93H220V92H219ZM219 93H218V94H219ZM221 93H222V92H221ZM58 94H60V93H58ZM66 94H67V93H66ZM72 94H74V92H73ZM72 94H68V95H71V96H72ZM75 94H76V95H74V96H77V93H75ZM84 94H85V93H84ZM117 94H118V93H117ZM120 94H121V93H120ZM154 94H155V93H154ZM194 94H195V95H194ZM222 94H223V93H222ZM240 94H241V93H240ZM0 95H1V94H0ZM3 95H4V94H3ZM3 95H2V96H3ZM7 95H9V94H7ZM13 95H12V96H13ZM16 95H17V94H16ZM61 95H62V97H64L65 93H64V95H63V94H61ZM146 95H147V94H144L143 96H145V98L147 99V96H146ZM159 95H161V94L159 93ZM186 95L189 96L190 93H189V94H186ZM206 95H207V92H206ZM206 95H205V96H206ZM210 95H212V94H210ZM220 95H221V94H220ZM243 95H244V94H243ZM243 95H240V96H242V98H243ZM9 96H10V95H9ZM12 96H10V97H12ZM78 96H77V98L75 97L76 100L78 99ZM143 96H142V97H143ZM148 96H152V94H151V95H148ZM153 96H155V95H153ZM188 96H186V97H188ZM192 96H189V97L192 98ZM203 96H204V95H203ZM205 96H204V97H205ZM208 96H209V95H208ZM262 96H263V95H262ZM66 97H67V96H66ZM82 97H84V95H82ZM82 97H80V98H82ZM117 97H118V96H117ZM142 97H141V98H142ZM206 97H207V96H206ZM209 97H210V96H209ZM216 97H217V96H216ZM216 97H215V99H216ZM219 97H220V96L218 95L217 98H219ZM257 97H258V95L256 96V99H257ZM4 98H5V97H4ZM15 98H16V97H15ZM19 98H20V97H19ZM30 98H32V96H31ZM59 98H60V96H59ZM59 98H58V99H59ZM68 98H69V100H70L71 97H68ZM139 98H140V97H139ZM145 98H144V99H145ZM152 98H153V97H152ZM194 98H195V97H194ZM194 98H192V99H194ZM11 99H13V97H12ZM120 99H121V98H119V100H120ZM144 99H142L143 101L139 99V100H140V103H141V101H142V103L145 102ZM146 99H145V100H146ZM148 99H150V98H148ZM148 99H147L146 101H148ZM155 99H157V98H155ZM204 99H205V98H204ZM207 99H208V98L205 99V100H206V103H204V104H207V103L209 102V100H208V102H207ZM236 99H237V97H236ZM239 99H241V98H239ZM239 99H238V101H239ZM5 100H6V99H5ZM7 100H8V99H7ZM28 100H29V99H28ZM46 100H48V99H46ZM67 100H68V99H67ZM72 100H74V99H72ZM72 100H70V101L72 102ZM80 100H81V99H79V102L77 101L79 104H80V102H83V101H80ZM116 100H117V99H116ZM187 100H188V99H187ZM225 100H226V99H225ZM242 100H243V99H242ZM242 100H240V103H241ZM258 100H260V99L258 98ZM48 101H49V100H48ZM60 101H61V98H60ZM62 101L65 102L64 99H63ZM62 101H61V102H62ZM120 101H122V100H120ZM155 101H156V100H155ZM236 101H237V100H235V102H236ZM238 101H237V103H236V104H237L236 106H238V104H239ZM249 101H250V100H249ZM256 101H257V100H256ZM256 101H255V102H256ZM7 102H8V101H7ZM10 102H11V101H10ZM49 102H50V101H49ZM49 102H47V103H49ZM68 102H69V101H68ZM71 102H70V103H71ZM77 102H75V103H77ZM84 102H85V101H84ZM188 102H189V101H188ZM210 102H211V101H210ZM245 102H247V101H245ZM45 103H46V102H45ZM57 103H60V102L57 101ZM85 103H86V102H85ZM85 103H81V105H79V106H83L82 104H85ZM145 103H146V102H145ZM147 103H149V102H147ZM147 103H146V104H147ZM156 103H157V101H156ZM156 103L154 104L155 106L157 105ZM262 103H263V101H262ZM61 104H62V103H61ZM116 104H119V106H118V105H117V106L120 107V105L122 104V102H121V103H120V102H119V103L116 102ZM151 104H152V103H151ZM180 104H181V101H180ZM180 104L177 105V107L180 106ZM210 104H212V102H211ZM231 104H232V103H231ZM242 104H243V103H242ZM242 104H241V105H242ZM245 104H246L247 108L245 107V105H243L245 108L242 107V111L239 112V113H240V114H238V115H239V119H238V118L235 119V120H236V121L234 120L235 122L231 121V122H233V123H232V126L230 125V128L233 127V124H234L235 127H234V131L230 132V133H232V136H231V138H229L228 142H227L226 145H225V146L229 147V148L226 147L227 150L230 149L232 146H234V144H236V145L241 144V146L244 145V146H246V147H247V146H255V147H257L258 150L262 149V147H263V146H262L263 144L259 143L260 140H258V139H257L258 141H256L255 139L253 140V139H252V136H251V139L249 138L250 140H248V139H246V136L244 135V134H246V132H250V134H252L253 132H252L251 130H252V129L254 130V126H253V128H252V126L249 125L250 122H248L249 120H251L250 118L248 119V117H250V113L248 112V111H250V107H248L247 103H245ZM5 105H6V104H5ZM5 105H4V107H6ZM8 105H9V104H8ZM30 105H31V104H30ZM54 105H55V104H54ZM56 105H57L56 109H59V108H58L59 104H56ZM56 105H55V106H56ZM65 105H69V104H65ZM65 105H64V103H63V106H65ZM114 105H115V104H114ZM129 105H130V104H129ZM152 105H153V104H152ZM152 105H151V106H152ZM154 105H153L152 107H155ZM181 105H182V104H181ZM72 106H73V105H72ZM72 106L69 105V107H71V108L68 107V109H72ZM85 106H86V105H85ZM85 106H83V107H85ZM115 106H116V105H115ZM147 106H148V105H147ZM151 106H150V107H151ZM210 106H211V105H210ZM239 106H240V105H239ZM28 107H29V106H28ZM51 107H54V106H51ZM51 107H50V108H51ZM61 107H62V105H61ZM65 107H66V106H65ZM73 107H74V106H73ZM83 107H82V108L80 107V108H81V111H83V110H82ZM118 107H117V108H118ZM138 107H139V106H138ZM150 107H149V108H150ZM180 107H181V106H180ZM185 107H186V106H185ZM208 107H209V105L207 104V108H208ZM233 107H234V108H233V110H234V109H235V105H234ZM11 108H10V109H11ZM30 108H32V106H31ZM80 108H79V109H80ZM117 108L115 107V109H117ZM124 108L126 109V107H124ZM129 108H130V107H129ZM174 108H175V106H174ZM202 108H203V107H202ZM205 108H206V107L204 106L203 109L205 110ZM207 108H206V109H207ZM221 108H222V106H221ZM221 108H220V109H221ZM223 108H224V107H223ZM238 108H239V110H240L241 106L238 107ZM238 108H237V110H238ZM256 108H257V107H256ZM2 109H4V108H2ZM8 109H9V108H8ZM24 109H27V108L24 107ZM33 109H34V108H33ZM54 109H55V108H54ZM64 109H66V108H64ZM77 109H78V108H77ZM79 109H78V110H79ZM85 109H86V108H85ZM136 109H137V108H136ZM208 109H209V108H208ZM228 109H229V108H228ZM6 110H7V109H6ZM60 110H61V109H60ZM119 110H120V109H119ZM148 110L150 111L151 109H148ZM176 110H177V109H176ZM185 110H186V109H185ZM185 110H184V114H186V113H185V112H186ZM209 110H210V109H209ZM8 111H9V110H8ZM8 111H7V113H8ZM28 111H29V110H28ZM31 111H33V110H31ZM53 111H54V110H53ZM53 111L50 112V109H49L48 113L50 112V114H49L50 116H51L52 114H54ZM56 111H57V110H56ZM58 111H59V110H58ZM62 111H64V110H62ZM116 111L118 112V110H116ZM123 111H124V109H123ZM197 111H195V112H197ZM201 111H202V110H201ZM201 111H199V112H201ZM228 111H229V110H228ZM67 112H68V110L66 111V113H67ZM69 112H71V110H70ZM69 112H68V113H69ZM74 112H75V111H73V113H72L71 115H70V113H69V114L67 115V118H68L69 115H70V116H73V114L76 115L79 111H78L77 113H74ZM83 112H84V111H83ZM85 112H86V111H85ZM114 112H115V110H114ZM117 112H115V113H117ZM143 112H144V111H143ZM174 112H175V110H174ZM187 112H188V111H187ZM205 112H206V110H205ZM208 112H209V111H208ZM225 112H226V110H225ZM230 112L233 113L234 111H230ZM236 112H237V111H236ZM60 113H61V112H60ZM81 113H82V112H79V113H78V116L81 117V115L83 114V113H82V114H81ZM86 113H87V115H88V111H87ZM86 113H85V114H86ZM123 113H126V112L124 111ZM145 113H148L147 109H146V111L144 112V116H145ZM150 113H151V112H150ZM154 113H155V112H154ZM176 113H178V111H177ZM188 113H189V112H188ZM188 113H187V115H189ZM197 113H198V112H197ZM197 113H196V116H200L201 113H199V115H197ZM203 113H204V111H203ZM206 113H207V112H206ZM206 113H205V114H206ZM216 113H217V112H216ZM222 113H223V112H222ZM222 113H220V114L222 115ZM227 113H228V112H227ZM263 113H264V112H263ZM29 114H31V113H29ZM62 114H64V112H63ZM79 114H80V115H79ZM121 114H122V113H121ZM142 114H143V113H142ZM220 114H219V116H220ZM235 114H236V113H235ZM25 115H26V114H25ZM34 115H35V114H34ZM49 115H48V116H49ZM75 115H74V116H75ZM153 115H154V114H152V116H153ZM176 115H177V114H176ZM225 115H226V113H225ZM232 115H233V116H232V118H233L235 115H234V113H233ZM37 116H38V115H37ZM56 116L58 117L59 115H56ZM62 116L64 117V115H62ZM65 116H66V114H65ZM74 116H73V117H74ZM88 116H89V115H88ZM141 116H142V115H141ZM141 116H140V117H141ZM144 116H143V117H144ZM149 116H150V115H149ZM194 116H195V115H194ZM196 116H195V117H196ZM204 116H205V115H204ZM222 116H223V115H222ZM59 117H60V118H59ZM59 117H58V119H56V120H57L56 123L54 122V123H55L54 126H52V127H50V128H47V127H46L47 129H45V132H43L44 134L42 133V134H43V135H42L43 137H42L41 135H39V138H40V139H39L38 145L36 144L37 146L35 147V149H32V150L29 151L27 154L22 155L23 158H22V159H18L19 161L17 160L16 167H13V168H15V169H13V171H11V173H10V171H9V173H10L11 175L8 173V174H7L8 176H6V179H5L6 181H3V182L6 183V185L2 184V187L0 188V203H1V202H4V203H5V202H7L8 200H10V199L13 198V203L11 204V201L9 202V203L11 204V207L14 209L13 212H12V215H14L15 213H16V215H17V213L20 212L19 209H20V207H21V205H22V204H21V199H22V189L27 188L26 186H28V188H30V187H32L33 189L36 188V189H37L36 191L39 190V191H40V194H42L45 198L50 199V203H51V199H52V202H54V201H56L57 198H59V200L62 199L63 202H64V199H65V200H66V199L68 200V197L70 196L69 189L66 187V184H65L66 182H65L64 179H62V165H65L64 163L62 164V162H63V161H64V162L67 161L66 159H68V157H66V159H65L64 156H68V155H65V152H64L65 150L62 151V154H64V155H63V158L65 159V160L62 161L63 158H62L61 153H54V151H55L54 147L56 148V147L59 145L58 143L61 144V141L58 142V141H59V138H60V137H59V135H60L59 133H60V130H61V128H62V125L64 124V120L67 119V118H66V119L62 120L61 116H59ZM73 117H72V118H73ZM76 117H77V116H76ZM80 117H79V118H80ZM120 117H122V116L120 115ZM123 117L125 118L126 116H123ZM130 117H131V116H130ZM143 117H142V118H143ZM173 117H174V115H173ZM180 117H181V115L179 116V118H180ZM182 117H184V116H182ZM189 117H190V116H189ZM195 117H194L193 119H195ZM217 117H218V116H217ZM226 117H229V116L226 115ZM42 118H43V117H42ZM55 118H56V117H55ZM55 118H54V119H55ZM69 118H70V117H69ZM69 118H68V119H69ZM81 118H82V117H81ZM81 118H80V120L84 119L85 116H84V118H82V119H81ZM117 118H118V117H117ZM146 118H147V117H146ZM171 118H172V117H171ZM198 118H200V117H198ZM251 118H252V117H251ZM24 119H25V118H24ZM24 119H23V120H24ZM37 119H38V118H37ZM75 119H76V118H75ZM75 119H74V121H75ZM90 119H91V118H90ZM149 119H150V118H149ZM183 119L185 120V119H187V117H185V118H183ZM183 119H182V121H183ZM193 119H192V120H193ZM196 119H197V118H196ZM196 119H195L194 121H195L196 123H198V120H199V119H197V121H196ZM215 119H216V118H214V120H215ZM217 119H218V118H217ZM225 119H227V118H225ZM225 119L223 118L224 122H225V121H228V119H227V120H225ZM35 120H36V119H35ZM40 120H41V119H40ZM47 120L49 121V118H48ZM78 120H79V119H78ZM116 120H118L119 122H121V119H116ZM155 120H156V119H155ZM173 120H174V119H173ZM180 120H181V118H180ZM192 120L190 119V121H192ZM41 121H42V120H41ZM44 121H45V120H44ZM82 121H83V120H82ZM84 121H86V119H85ZM147 121H148V120H147ZM150 121H151V120H150ZM177 121H179V120H177ZM194 121H193V122H194ZM218 121L220 122V118H219ZM218 121H217V122H218ZM1 122H2V121H1ZM70 122H71V118H70V120H69V124H70ZM80 122H81V121H80ZM86 122H87V121H86ZM123 122H124V121L122 120V123H123ZM179 122H180V121H179ZM183 122H184V121H183ZM188 122H189V120H188ZM195 122H194V123L191 122V123H192V127H193V124H196ZM200 122H201V125H203L204 122L201 121V120H200ZM200 122L198 123L199 125H200ZM202 122H203V123H202ZM212 122H213V121H212ZM215 122H216V121H215ZM215 122H214V123H215ZM221 122H222V121H221ZM221 122H220V123H221ZM224 122H223V123H224ZM251 122H253V119L251 120ZM256 122H257V121H256ZM256 122H255V124H256ZM259 122H260V121H259ZM261 122H263V121H261ZM27 123H28V122H27ZM54 123H53V124H54ZM65 123H66V122H65ZM72 123H73V122H72ZM75 123H76V121H75ZM78 123H79V121H78ZM81 123H83V122H81ZM84 123H85V122H84ZM87 123H88V122H87ZM87 123H86V124H87ZM115 123H117V122H115ZM115 123H114V128H117V127H118V128L120 129L121 127H119V126H116V127H115V125H116ZM124 123H125V122H124ZM138 123H139V122H135L136 126L139 125ZM150 123L152 124V121L149 122V124H150ZM226 123H227V122H225V124H226ZM228 123H229V122H228ZM69 124H67V125H69ZM147 124H148V123H146V125H147ZM153 124H154V123H153ZM182 124H183V123H181V126H182ZM189 124H190V123H189ZM204 124H205V123H204ZM216 124H218V123H216ZM262 124L264 125V123H262ZM65 125H66V124H65ZM76 125H77V123H76ZM76 125H75V126H76ZM78 125H79V124H78ZM82 125H83V124H82ZM84 125H85V124H84ZM100 125H101V124H100ZM100 125H99V127H100ZM117 125H118V123H117ZM119 125L121 126V124H119ZM124 125H125V124H124ZM185 125H186V124H185ZM185 125H184V127H185ZM199 125H198V126H199ZM201 125H200V126H201ZM220 125H221V124H220ZM223 125H224V124H223ZM251 125H253V123H252ZM70 126L72 127V124H71ZM70 126H69V127H70ZM102 126H103V125H102ZM125 126H126V125H125ZM178 126H179V124H178ZM188 126H189V125H188ZM198 126H196V127H194V128L197 129ZM213 126H214V128H215V127H216V128L219 127V126H217V125H215V124H214ZM226 126L228 127V125H225V126H223L222 128L225 129ZM249 126H250V127H249ZM77 127H79V129H78V133H77V132H76V133L79 134V132H82V130L80 131V126H77ZM83 127H84V126H83ZM85 127H87V126H85ZM131 127H132V126H131ZM134 127H135V126H134ZM143 127H144V126H143ZM146 127H148V128H147L148 130H147V129H144V130H142V131H147V132H149V129H151L150 126L148 125V126H146ZM210 127H211V126H210ZM210 127H209V128H210ZM224 127H225V128H224ZM81 128H82V127H81ZM101 128H102V127H101ZM107 128H108V126H107ZM124 128H125V127H124ZM135 128H136V127H135ZM144 128H145V127H144ZM185 128H186V127H185ZM194 128H193V129H194ZM205 128H206V126H205ZM230 128H229V129H230ZM250 128H251V130H250V131H247V130H249ZM262 128H263V127H262ZM20 129H21V128H20ZM20 129H19V130H20ZM75 129H76V128H75ZM82 129H83V130L86 129V130H85L86 132L88 131L87 128H82ZM105 129H106V126H105ZM105 129H103V130H105ZM122 129H123V128H122ZM122 129H120V130L122 131ZM153 129H154V128H152L151 130H153ZM189 129H191V128H189ZM193 129H192V130H193ZM196 129H194V130H196ZM200 129H201V128H200ZM203 129H204V128L202 127V130H203ZM257 129H258V128H257ZM19 130H18V132H19ZM120 130L117 131V129H116L117 132H121ZM135 130H136V129H135ZM135 130H134V131H135ZM151 130H150V131H151ZM154 130H155V129H154ZM182 130H183V129H182ZM192 130H189V131H186V132L189 133V132L192 131ZM217 130L222 131L221 128H220V129H219V128H218V129H215L216 132H217ZM226 130H227V129H226ZM230 130H231V129H230ZM258 130L260 131V128H259ZM258 130H257V132H258ZM13 131H15V129H14ZM69 131H70V130H69ZM69 131H68V132H69ZM111 131H113V129H112ZM203 131H204V130H203ZM206 131H207V130H206ZM215 131H214V132H215ZM220 131H218V133H219ZM223 131H224V130H223ZM227 131H228V130H227ZM0 132H1V131H0ZM66 132H67V131H66ZM70 132H71V131H70ZM74 132H75V131H74ZM117 132H116V133H117ZM136 132H137V131H136ZM138 132H139V131H138ZM195 132H196V131H195ZM195 132L193 131V136L195 135V134H194ZM209 132H210V131H208V133H209ZM225 132H226V131H224L223 134H224ZM260 132H261V131H260ZM19 133H21V131H20ZM39 133H40V132H39ZM61 133L63 134L64 132L61 131ZM72 133H73V132H72ZM83 133L85 134L84 131H83ZM103 133H104V132H103ZM122 133H123V132H122ZM122 133H121V134H122ZM190 133H191V132H190ZM204 133H205V132H204ZM208 133H207V135H208ZM221 133H222V132H220L219 135H221ZM254 133H255V132H254ZM40 134H41V133H40ZM64 134H65V133H64ZM66 134H67V133H66ZM66 134H65V135H66ZM73 134H75V133H73ZM84 134H83V135H84ZM104 134H105V133H104ZM136 134H137V133H136ZM136 134H135V135H136ZM144 134H147V133H144ZM149 134H150V133H149ZM201 134H202V131H201ZM212 134H213V133H212ZM216 134H217V133H216ZM223 134H222V136H223ZM225 134H227V133H225ZM241 134H242V136H241ZM0 135H1V134H0ZM23 135H24V133H23ZM65 135H64V136L62 135L61 137H65ZM71 135H72V134H71ZM81 135H82V134H81ZM102 135H103V134H102ZM102 135H101V136H102ZM122 135H123V134H122ZM124 135H125V134H124ZM133 135H134V132H133ZM139 135H140V133H139ZM152 135H153V133H152ZM185 135H186V134H185ZM185 135H184V136H185ZM210 135H211V132H210ZM233 135H235V136H233ZM254 135H255V137H256V134H254ZM258 135H259V134H257V136H258ZM3 136H5V135H3ZM66 136H68V138H70L69 135H66ZM154 136H155V134H154ZM182 136H183V135H182ZM190 136H192V135H190ZM193 136H192V137H193ZM196 136H197V135H196ZM213 136H214V134H213ZM222 136L220 137V140H219V141H222V142H223V140H224L225 137L223 136L224 138H223V140H221ZM227 136H228V135H226V137H227ZM260 136H261V134H260ZM260 136H259V137H260ZM1 137H2V136H1ZM21 137H22V136H21ZM93 137H94V136H93ZM102 137H103V136H102ZM124 137H126V136H124ZM124 137H122V138H124ZM133 137H134V136H133ZM133 137H132V138H133ZM137 137H138V135H137ZM148 137H149V135H148ZM151 137H152V136H151ZM186 137H189V134L186 135ZM203 137H204V135L202 136V138H203ZM205 137H206V136H205ZM205 137H204V140H205ZM253 137H254V136H253ZM255 137H254V138H255ZM8 138H9V136H8ZM14 138H15V137H14ZM76 138H78V137H76ZM87 138H88V137H87ZM87 138H86V141H87ZM103 138H104V137H103ZM103 138H102V139H103ZM109 138H111V137L109 136ZM112 138H113V137H112ZM114 138H115V137H114ZM134 138H135V137H134ZM139 138H140V136H139ZM153 138H154V137H153ZM155 138H156V137H155ZM155 138H154V139H155ZM182 138H183V137H182ZM209 138H210V137H209ZM209 138H207V139H209ZM214 138H215V136H214ZM1 139H3V138H1ZM61 139H62V138H60V140H61ZM64 139H65V138H64ZM72 139H73V136H72ZM74 139H75V138H74ZM83 139H85V138L83 137ZM83 139L81 138L80 141H79V143H80V142H85V140L83 141ZM100 139H101V138H100ZM124 139H125V138H124ZM135 139H136V138H135ZM150 139H151V138H150ZM183 139H185V138H183ZM188 139H189V138H188ZM188 139L186 138L185 141L187 142V144L190 145L191 141L188 140ZM198 139H199V136H198ZM207 139H206V140H207ZM211 139H213V138H211ZM216 139H219V137H216ZM230 139H231V140H230ZM8 140H9V139H8ZM37 140H38V139H37ZM37 140H36V141H37ZM67 140H68V139H67ZM104 140H105L104 142H102V141H101V142H102V143H105V142H106V139H104ZM122 140H123V139H122ZM133 140H134V139H133ZM139 140H140V139H136V140H135L136 143H137ZM142 140H143V138H142ZM151 140H152V139H151ZM155 140H156V139H155ZM195 140H196V139H195ZM202 140H203V139H202ZM3 141H4V140H3ZM3 141H2V142H3ZM64 141H66V140H64ZM68 141H69V140H68ZM72 141H73V140H72ZM135 141H133V142H135ZM189 141H190V142H189ZM199 141H201V140L199 139ZM208 141H210V140H208ZM208 141H207V143H208ZM212 141H213V140H212ZM219 141H218V142H219ZM7 142H8V141H7ZM7 142H6V143H7ZM77 142H78V141L76 140L75 143H77ZM116 142H118L119 144H117ZM131 142H132V141H131ZM133 142H132V143H133ZM140 142L142 143V141H140ZM140 142H139V143H140ZM144 142H145V141H144ZM155 142H156V141H155ZM155 142H154V143H155ZM181 142H182V143L179 145V147H181V145L183 144V141H181ZM186 142H185V143H186ZM188 142H189V143H188ZM205 142H206V141H205ZM205 142H203V143L205 144ZM214 142H215V140H214ZM34 143H35V142H34ZM36 143H37V142H36ZM85 143H86L85 146H87V142H85ZM107 143H108V144H107ZM139 143H138V144H139ZM141 143H140V144H141ZM150 143H151V142H150ZM179 143H180V142H179ZM185 143H184L183 145H185ZM215 143H217V142H215ZM64 144H65V145H64V148H63V149H68L67 146H66V143H64ZM68 144H70V147H71L72 142H71V143H68ZM83 144H84V143H83ZM100 144H101V143H100ZM120 144H121V143H120L119 141H115L114 139H107L106 144H104L105 146L108 145V147H110V149H111V150L108 151L109 153L107 154V155H109V157H108V162L110 161L111 163H109V164H111V165H113V164L116 165L115 163H116L117 160L114 159V156H117V155H115L117 152L115 151V148H117V145H120ZM134 144H135V143H134ZM151 144H152V143H151ZM151 144H150V145H151ZM156 144H157V143H156ZM187 144L185 145L186 147H187ZM195 144H196V142H195ZM199 144H200V143H199ZM201 144H202V143H201ZM201 144H200V145H201ZM204 144H203V147H204ZM221 144H222V143H221ZM3 145H4V144H3ZM80 145H81V144H80ZM80 145H79V146H80ZM192 145H193V144H192ZM206 145H207V144H206ZM210 145H211V144H210ZM215 145H216V144H215ZM217 145H218V144H217ZM217 145H216V146H217ZM223 145H224V144H223ZM256 145H257V146H256ZM59 146H60V145H59ZM59 146H58V147H59ZM65 146H66V147H65ZM77 146H78V143H77ZM77 146L75 145V147H77ZM129 146H130V144H129ZM132 146H134V145H132ZM136 146H137V145L135 144L134 147H136ZM153 146H154V144H153ZM213 146H214V145H213ZM219 146H220V145H219ZM244 146H243V147H244ZM58 147H57V148H58ZM60 147H61V146H60ZM62 147H63V146H62ZM73 147H74V146H73ZM81 147L83 148V146H81ZM118 147H119V146H118ZM120 147H121V145H120ZM120 147H119V148H120ZM154 147H156V145H155ZM183 147H184V146H183ZM186 147H185V148H186ZM205 147H206V146H205ZM205 147H204V149H205ZM210 147H211V146H210ZM246 147H245V148H242V147H241V148H242V149H246ZM2 148H3V146H2ZM32 148H33V147H32ZM57 148H56V150H57ZM79 148H80V147H79ZM102 148H103V146H102ZM119 148H118V149H119ZM130 148H131V146H130ZM156 148H157V147H156ZM185 148H183V150H184ZM208 148H209V147H207V150H208ZM214 148H215V147H214ZM214 148H212V150H211L212 153L214 152V150H213ZM217 148H218V147H217ZM219 148H220V147H219ZM223 148H225V147H223ZM223 148L221 147V150H222ZM226 148H225V149H226ZM236 148H237V146H236ZM249 148H250V147H248V149H249ZM104 149H106V147H105ZM135 149H138V148L136 147ZM139 149H142V148H139ZM139 149H138V150H139ZM146 149H147V148H146ZM188 149H189V147H188ZM188 149H185V151L188 150ZM232 149H234V148H232ZM248 149H246V150H248ZM58 150H60V149H58ZM69 150H70V149H69ZM81 150H82V149H81ZM85 150H86V147H85V149H84L83 151L85 152ZM113 150L116 152L115 154H114V151H113ZM116 150H117V149H116ZM132 150H133V148H132ZM183 150H181V152H182ZM205 150H206V149H205ZM227 150H226V151H227ZM249 150H251V149H249ZM255 150H256V149H255ZM45 151H47V153H48V151H51L50 153H52V154H51L52 157L48 158V155H47L46 158H48V160H49V159H51V160H50V163H49L48 168L45 169V170H43L44 168H42V167H43L44 165L42 166V164H40V163H42L43 161L40 162V163H39L38 161H39V157H40V155L43 154V152H45ZM66 151H67V150H66ZM74 151H75V150H74ZM76 151H77V150H76ZM76 151H75V152H76ZM83 151H82V152H83ZM117 151H118V150H117ZM136 151H137V150H136ZM140 151H141V150H140ZM144 151H145V150H144ZM144 151H142V153H143ZM155 151H156V150H155ZM155 151H154V152H155ZM185 151H183V153H185ZM188 151H189V150H188ZM201 151H202V148H201V150H200L199 152L202 153ZM208 151H209V150H208ZM222 151H223V150H222ZM222 151H221V152H222ZM234 151H236V149H235ZM55 152H56V151H55ZM60 152H61V151H60ZM106 152H107V150H106ZM118 152H119V151H118ZM133 152H134V151H133ZM138 152H139V151H138ZM138 152H137V153H138ZM147 152H148V150H147ZM147 152L144 153L146 156L148 155ZM156 152H157V151H156ZM156 152H155L154 154H155V155H158V154H156ZM158 152H159V151H158ZM204 152H205V151L203 150V153H204ZM221 152H220V154H221ZM228 152H229V150H228ZM249 152H250V151H249ZM251 152H252V151H251ZM251 152H250V153H251ZM262 152H263V151H262ZM262 152H261V153H262ZM25 153H26V152H25ZM50 153H49V154H50ZM68 153H69V152H68ZM77 153H81V151H79V152H77ZM112 153H113V154H112ZM137 153H136V155L140 154V153H138V154H137ZM148 153H149V152H148ZM183 153H181V154L183 155ZM236 153H239V151L237 150ZM240 153L242 154V152H240ZM244 153H246V152H244ZM250 153H249V154H250ZM261 153H260V154H261ZM263 153H264V152H263ZM20 154H21V153H20ZM83 154H84V153H83ZM159 154H160L159 156L162 155L160 152H159ZM222 154H223V153H222ZM226 154L228 155V153H226ZM230 154H233V152H231ZM247 154H248V153H247ZM251 154H252V153H251ZM256 154L260 156V154H258V153H256ZM256 154L254 153L255 156H256ZM45 155H46V154H45ZM74 155H75V154H74ZM132 155H134V153H132ZM136 155H134L133 157L136 158V157H140V156H141V154H140V156H139V155L136 156ZM184 155H185V154H184ZM202 155H203V154H202ZM204 155H205V154H204ZM206 155H207V154H206ZM210 155H212V154L210 153ZM210 155H209V152H208V156H210ZM245 155H246V154H244V156H245ZM261 155H262V154H261ZM17 156H18L17 158H20L19 155H17ZM42 156H43V155H42ZM42 156H41V157H42ZM84 156H85V155H83V157H84ZM149 156H150V154H149ZM149 156H148V157H149ZM162 156H163V155H162ZM185 156H186V155H185ZM223 156H224V155H223ZM232 156H233V155H232ZM250 156H252V155H250ZM262 156H263V155H262ZM14 157H16V156H14ZM74 157H75V159H76V155L73 156V158H74ZM80 157H81V156H80ZM131 157H132V156H131ZM144 157H145V156H144ZM225 157H227V156H225ZM17 158H16V159H17ZM84 158H85V157H84ZM135 158H134V160H135ZM150 158H151V159H150ZM160 158H161V157H160ZM200 158H201V154H200ZM210 158H212V156H211ZM210 158H209V160H210ZM227 158H228V157H227ZM227 158H226V159H227ZM238 158H239V157H238ZM241 158H242V157H241ZM243 158H244V157H243ZM247 158H248V157H247ZM247 158L245 157L244 160L247 161V160H246ZM259 158H260V157H259ZM259 158H256V159H259ZM69 159H70V158H69ZM71 159H72V158H71ZM71 159H70V160H71ZM81 159H82V158H81ZM81 159H79V160H81ZM106 159H107V158H106ZM137 159H138V158H137ZM137 159H136V160H137ZM139 159H140V158H139ZM149 159H150V161H152V162H150V164H151V163H154V162L156 161L155 157H153V158H152V157H149ZM181 159L185 160L184 157L181 158ZM218 159H219V158H218ZM260 159H262V158H260ZM13 160H15V158H14ZM70 160H69V161H70ZM73 160H74V159H73ZM73 160H71V161L73 162ZM114 160H115V163H114ZM131 160H132V158H131ZM144 160H145V158H144ZM147 160H148V158H147ZM147 160L144 161V162H149V161H147ZM183 160H182V161H183ZM196 160H197V158H196ZM236 160H237V159H236ZM251 160H252V159H251ZM253 160H255V159L253 158ZM71 161H70V162H71ZM83 161H84V160H83ZM139 161H141V160H139ZM157 161L159 162V160H157ZM237 161H238V160H237ZM245 161H244V162H245ZM15 162H16V161H15ZM15 162H14V163H15ZM77 162H78V159L75 160V161L73 162L72 166L75 165ZM112 162H113V164H112ZM158 162H157V163H158ZM207 162H208V161H207ZM218 162L220 163V161L218 160L216 164H218ZM224 162H225V161H224ZM251 162H252V161H251ZM259 162H260V161H259ZM261 162H262V161H261ZM80 163H81V165L83 164V162H80ZM80 163H79V164H80ZM159 163H164V162H163V161H160ZM159 163H158V164H159ZM195 163H196V162H195ZM225 163H227V162H225ZM254 163H255V162H254ZM257 163H258V160H257ZM257 163H255V164H257ZM43 164H44V163H43ZM47 164H48V162H47ZM47 164H46V165H47ZM70 164H71V163H70ZM79 164H78V165H79ZM97 164H98V163H97ZM130 164H131V163H130ZM144 164H146V163H144ZM150 164H149V165H150ZM154 164H155V163H154ZM158 164H157V165H158ZM233 164H234V163H233ZM233 164H232V165H233ZM13 165H14V164H13ZM157 165H154V167L156 166V170H158L157 167L159 166V165H158V166H157ZM204 165H206V164H205V161H204ZM223 165H224V164H223ZM234 165H236V164H234ZM250 165H252V164H250ZM261 165H262V164H261ZM66 166H68V165H66ZM76 166H77V165H76ZM117 166H118V163H117ZM152 166H153V165H152ZM152 166L150 165V168H151ZM160 166H161V165H160ZM160 166H159V167H160ZM182 166H183V165H182ZM214 166H215V165H214ZM216 166H218V165H216ZM225 166H226V165H225ZM236 166H237V165H236ZM236 166H233V167L230 166V168H231V167H232V168H234V167L236 168ZM243 166H245V165H243ZM252 166H253V165H252ZM259 166H260V165H259ZM263 166H264V165H263ZM63 167H64V166H63ZM84 167H85V166H84ZM154 167H153L152 169H154ZM197 167H198V166H197ZM200 167H201V165H200ZM219 167H220V166H219ZM238 167H239V166H238ZM246 167H247V165H246ZM254 167H256V166H254ZM118 168H119V167H118ZM120 168H121V167H120ZM140 168H142V166H141ZM182 168H183V167H182ZM215 168H216V167H215ZM232 168H231V169H232ZM235 168H234V171H236L235 174H236L237 177H238V176H240V174H237V172H238L239 169H238V168L235 169ZM242 168H244V167H242ZM247 168H248V167H247ZM247 168H246V169H247ZM252 168H253V167H252ZM252 168H251V169H252ZM63 169H64V168H63ZM113 169H114V168H112V170H113ZM143 169H145V168L143 167ZM143 169H142V170H143ZM196 169H198V168H196ZM204 169H205V168H204ZM244 169H245V168H244ZM257 169H258V167H257ZM260 169H261V168H260ZM11 170H12V168H11ZM65 170H66V169H65ZM74 170H75V169H73V171H74ZM83 170H84V169H83ZM110 170H111V169H110ZM110 170H109V172H110ZM114 170H115V169H114ZM114 170H113V171H114ZM116 170H117V167H116ZM119 170H120V169H119ZM129 170H130V169H129ZM156 170H153V171H156ZM162 170H163V169H162ZM198 170L200 171V169H198ZM198 170H197V171H198ZM201 170L203 171V169H201ZM213 170H214V168H213ZM215 170H216V169H215ZM217 170H219V169L217 168ZM232 170H233V169H232ZM63 171H64V170H63ZM113 171L110 172V173H113ZM143 171H145V170H143ZM150 171H151V170H150ZM153 171H151V173H152ZM193 171H194L195 174H196V170H193ZM250 171H252V170H250ZM257 171H258V170H257ZM257 171H256V172H257ZM74 172H76V170H75ZM115 172H116V171H115ZM181 172H182V171H181ZM212 172H213V171H212ZM222 172H223V171H222ZM245 172H246V171H245ZM259 172H260V171H259ZM261 172H263V169L261 170ZM70 173H71V172H70ZM70 173H69V174H70ZM77 173H78V172H77ZM83 173H84V172H83ZM167 173H168V172H167ZM217 173H219V172H217ZM223 173H224V172H223ZM223 173H222V174H223ZM230 173H231V172H230ZM238 173H240V171H239ZM247 173H249V170H248ZM247 173H246V174H247ZM257 173H258V172H257ZM257 173H254L253 177H254V176L256 177L255 174H257ZM107 174H109L108 171H107ZM114 174H115V173H114ZM119 174H120V173H119ZM135 174H136V173H135ZM135 174H134V175H135ZM138 174L141 175V173H139V170H138V173L136 174V176H138ZM149 174H150V173H149ZM156 174H158V173L155 172V175H156ZM215 174H216V173H215ZM232 174H234V173H232ZM241 174H242V173H241ZM258 174H259V173H258ZM9 175H10V176H9ZM116 175H118V172H117ZM144 175H145V174H144ZM226 175H227V174H226ZM229 175H230V174H229ZM236 175H235V176H236ZM243 175H244V174H243ZM260 175H262V174H260ZM260 175H259V176H260ZM191 176H192V175H191ZM202 176H203V174H202ZM232 176H233V175H232ZM232 176H231V177H232ZM235 176H233V177H235ZM76 177H78V176H76ZM76 177H74V178H76ZM111 177H112V176H111ZM134 177H135V176H134ZM237 177H236V178H237ZM253 177L251 176L252 179H255V178H253ZM261 177H262V176H261ZM263 177H264V176H263ZM74 178H72V180H74ZM82 178H83V177H82ZM149 178H150V177H149ZM149 178H148V179H149ZM214 178H215V177H214ZM214 178H213V179H210V183L212 182V183L210 184V186H211L212 184H216V183H214L213 181L217 182V181H216L217 179L214 180ZM257 178H259V177H257ZM78 179H79V178H78ZM134 179H135V178H134ZM144 179H145V178H144ZM148 179H146L147 182L149 181ZM199 179H200V178H199ZM229 179H232V178H229ZM233 179H234V178H233ZM233 179H232L231 183L233 182ZM243 179H244V178H243ZM252 179H251V180H252ZM81 180H82V179H81ZM131 180H132V179H131ZM155 180H156V179H155ZM224 180H225V179H224ZM237 180H238V179H237ZM150 181H151V179H150ZM226 181H228V179H226ZM226 181H223L222 183H226ZM229 181H230V180H229ZM253 181H255V180H253ZM253 181H251V182H252V183H255V182H253ZM134 182H135V181H134ZM137 182H138V181H137ZM137 182H136V183H137ZM144 182H145V181H144ZM151 182H152V181H151ZM151 182H150V183H151ZM187 182H189V181H187ZM199 182H201V181H198L197 185L199 184ZM237 182H238V181H237ZM251 182L249 181V183H251ZM73 183H74V182H73ZM130 183H133V181H132V182L130 181ZM136 183H135V184H136ZM139 183H140V182H139ZM152 183H153V182H152ZM156 183H157V182H156ZM234 183H235V185H236V180H234ZM234 183H232V185H229L228 188H229L230 190H228V192L233 190V188L235 187V186H233ZM259 183H261V182H259ZM263 183H264V182H263ZM128 184H129V182H128ZM142 184H143V183H142ZM145 184H146V183H145ZM154 184H155V183H154ZM195 184H196V183H195ZM207 184H208V183H207ZM242 184H243V183H242ZM246 184L248 185V183H246ZM255 184H257V182H256ZM3 185H4V186H3ZM23 185L25 186V188H22ZM87 185H88V183H87ZM90 185H91V184H90ZM110 185H111V184H110ZM110 185H109V186H110ZM129 185L132 187L134 184H133V185L129 184ZM129 185H128V186H129ZM201 185H202V184H201ZM224 185H225V184H224ZM224 185H223V186H224ZM261 185H262V184H261ZM29 186H30V187H29ZM140 186H141V185H140ZM142 186H143V185H142ZM144 186H146V185H144ZM149 186L151 187V185H149ZM156 186L158 187L157 184H156ZM156 186L154 185V187H156ZM198 186H199V185H198ZM198 186H197V187H198ZM202 186H203V185H202ZM216 186H217V185H216ZM230 186L233 187V188L231 189ZM257 186H258V185H257ZM78 187H79V186H78ZM78 187L76 188V190L78 189ZM91 187H93V186H91ZM91 187H90V188L88 187L89 190L91 189L90 191H92L93 188H95L96 186L93 187V188H91ZM197 187H196V189H197ZM212 187H213V186H212ZM212 187H211V188H212ZM217 187H219V185H218ZM221 187H222V186H221ZM240 187H243V186L241 185ZM252 187L255 188V185H252ZM260 187H261V186H260ZM262 187H264V185H262ZM18 188H19L20 190H18ZM32 188H31L30 190H32ZM110 188H111V187H110ZM144 188L146 189V187H144ZM148 188H149V187H148ZM148 188H147V189H148ZM152 188H153V187H152ZM152 188H151V189H152ZM186 188H187V187H186ZM213 188L216 189L215 186H214ZM225 188H226V187H225ZM236 188H237V186H236ZM247 188H248V187H247ZM48 189H50L51 191L49 190V191H50V195L47 196V194H48L47 190H48ZM79 189L81 190V188H79ZM140 189H143V187L140 188ZM157 189H158V188H157ZM157 189L155 188V193H154L155 195L151 196V197H153V199H154V197L158 194V193L156 192V191H158ZM209 189H210V187H209ZM217 189H218V188H217ZM217 189H216V191H217ZM248 189H249V188H248ZM248 189H247V190H248ZM250 189H252V191H254L253 188H250ZM257 189H259V188H257ZM28 190H29V189H28ZM87 190H88V189H87ZM109 190H110V189H109ZM135 190H136V188H135ZM138 190H139V189H138ZM143 190H144V189H143ZM143 190H142V191H143ZM234 190H235V189H234ZM234 190H233V191H234ZM242 190H243V192H242V191H241V192L239 191V192H240V194L243 193V196H244V198L246 197V198H245V200H246L248 196H245V192H246L247 190H246V189H245V191H244V189H242ZM33 191H35V190H33ZM85 191H86V190H85ZM136 191H137V190H136ZM146 191H147V190H146ZM153 191H154V189H153ZM171 191H172V190H171ZM197 191H198V190H197ZM213 191H214V190H213ZM235 191H237V189H236ZM235 191H234V192H235ZM250 191H251V190H250ZM252 191H251V193H252ZM260 191H261V190H259V192H260ZM169 192H170V191H169ZM237 192H238V191H237ZM247 192H248V191H247ZM247 192H246V193H247ZM254 192H255V191H254ZM257 192H258V190H257ZM259 192H258V193H259ZM24 193H26L25 190H24ZM36 193H37V192H36ZM38 193H39V192H38ZM75 193H76V192H75ZM137 193H138V192H137ZM140 193H141V191H140ZM148 193H151V192H148ZM156 193H157V194H156ZM192 193H193V192H192ZM195 193H196V192H195ZM204 193H205V192H204ZM210 193H211V190H210ZM210 193L208 192L207 194H210ZM212 193H213V192H212ZM230 193L233 194V192H230ZM235 193H236V192H235ZM73 194H74V193H73ZM89 194H90V193H89ZM92 194H93V191H92ZM92 194H91V195H92ZM135 194H136V193H135ZM135 194H134V195H135ZM141 194H142V193H141ZM144 194L146 195L145 192H144ZM152 194H153V193H152ZM152 194H151V195H152ZM207 194H206V195H207ZM231 194H230V195H231ZM254 194H255V193H254ZM262 194H263V193H262ZM68 195H69V196H68ZM81 195H82V194H81ZM81 195L79 194L80 197H82ZM83 195H84V194H83ZM136 195H137V194H136ZM138 195H139V193H138ZM158 195H159V194H158ZM190 195H191V194H190ZM211 195H213V194H211ZM211 195H208V196H211ZM227 195H228V194H227ZM227 195H226V196H227ZM251 195H252V194H251ZM255 195H256V194H255ZM46 196H47V197H46ZM71 196H72V195H71ZM101 196H102V195H101ZM132 196H133V195H132ZM142 196H143V195H142ZM191 196H192V195H191ZM239 196H240V195H239ZM239 196H238V197H239ZM243 196H242V197H243ZM252 196H253V195H252ZM252 196H250V197H252ZM259 196H261V195L253 196L254 200H255V199H258ZM40 197H41V195H40ZM90 197H91V196H89L88 198H90ZM96 197H97V196H96ZM133 197H134L135 202H136V198H135V196H133ZM133 197H131V198L133 199ZM144 197H145V196H144ZM157 197H158V196H157ZM213 197L215 198V196L209 197V200H211L210 198H213ZM263 197H264V196H262V198H263ZM25 198H26V195H25ZM55 198H56V199H55ZM71 198H74V199H75L74 195H73V197H71ZM77 198H78V197H77ZM82 198L84 199V196H83ZM88 198H87V200H88ZM92 198H94V196H93ZM92 198H91V199H92ZM141 198H142V197H141ZM158 198H159V197H158ZM168 198H170V197H168ZM193 198H194V197H193ZM217 198H218V197H217ZM259 198H261V197H259ZM53 199H55V200H53ZM78 199H79V198H78ZM80 199H81V198H80ZM85 199H86V198H85ZM134 199H133V202H134ZM139 199H140V198H139ZM151 199H152V198H151ZM151 199H149V200H151ZM183 199H184V198H183ZM205 199H206V198H205ZM231 199H232V198H231ZM236 199H237V198H236ZM236 199L234 200V196H233V201H234L235 206H236V202L238 201V200L236 201ZM248 199H249V198H248ZM62 200H61L60 202H62ZM87 200H85V201H87ZM104 200H105V199H104ZM119 200H120V199H119ZM142 200H143V198H142ZM147 200H148V199H147ZM167 200H168V199H167ZM245 200H244V201H245ZM263 200H264V199H262L261 201H263ZM85 201H83V202H85ZM93 201H94V200H93ZM129 201H130V200H129ZM131 201H132V200H131ZM131 201H130V203H131ZM138 201H139V200H138ZM193 201H194V200H193ZM206 201H207V202H206ZM211 201H213V199H212ZM233 201H231V202H233ZM235 201H236V202H235ZM67 202H68V201H67ZM71 202L73 203V201H71ZM80 202H81V201L79 200V203H80ZM89 202H90L91 204H93L92 201H89ZM118 202H119V201H118ZM205 202L208 203V199H206ZM209 202H210V201H209ZM225 202H226V201H225ZM227 202H229V201H227ZM231 202L228 203V205H229V206L227 207L228 209H229L230 206H231V204H230ZM252 202H253V201H252ZM252 202H251V203H252ZM55 203H56V202H55ZM55 203H54L53 205H55ZM69 203H70V201H69ZM69 203H68V204H69ZM74 203H75V202H74ZM76 203H77V202H76ZM79 203H78V204H79ZM85 203H86V202H85ZM113 203H116V202L114 201ZM113 203H112V204H113ZM119 203H120V202H119ZM141 203H143V202L141 201ZM141 203H140V204H141ZM149 203H150V202H149ZM168 203H170V202L168 201ZM191 203H192V202H190V204H191ZM246 203H247V202H246ZM255 203H256V202H255ZM258 203H259V200H258ZM258 203H257V204H258ZM2 204H3V203H2ZM68 204H67V205H68ZM152 204H154V203H152ZM152 204H151V206H152ZM208 204H209V203H208ZM225 204H226V203H225ZM260 204H261V203H260ZM4 205H5V204H4ZM57 205H58V204H57ZM62 205H63V204H62ZM75 205H76V204H75ZM80 205H81V203H80ZM86 205L89 206L90 204L87 203ZM114 205H115V204H113L112 207H114L115 210H116V207H115ZM126 205H127V204H126ZM126 205H125V206H126ZM149 205H150V204H149ZM216 205H217V204H216ZM232 205H233V204H232ZM251 205H254V204L252 203ZM8 206H9V205H8ZM51 206H52V205H51ZM63 206H64V205H63ZM71 206H72V205H71ZM71 206H70V207H71ZM94 206H95V205H94ZM116 206H118V205H116ZM130 206H132V205H130ZM130 206L128 205V209H129ZM142 206H143V205H142ZM144 206H145V205H144ZM188 206H189V205H188ZM209 206H210V205H208V207H209ZM212 206H213V205H212ZM226 206H227V205H226ZM23 207H24V206H23ZM27 207H30V205L27 206ZM59 207H61V205H60ZM70 207H69V208H70ZM100 207H101V206H100ZM166 207H167V206H166ZM203 207H206V206L203 205ZM208 207H206V209H207ZM238 207H239V206H238V203H237V208H238ZM251 207H252V206H251ZM251 207H250V208H251ZM262 207H263V206H262ZM262 207H261V208H262ZM7 208H8V207H7ZM43 208H44V206H43L42 208H41V206H40V207H39V206H36V207H35V210H30V211H32V212L28 215V217H27V219H26V226L23 228V230H24V229H26V230H27V229H30V227L37 228L38 230H39V229H42V226H44V225H42V222H41L40 220H37V217L40 216V215L42 214V212H43ZM54 208H55V207L52 206V207L47 208L45 211H46V214L48 213L49 218H51V220L54 222V230H55V229L60 228V225H59L60 222H59V220L57 219L56 210H55ZM63 208H64V207H63ZM74 208H76V206H75ZM89 208L91 209L92 206L90 205ZM95 208L98 209L97 205L95 206ZM118 208H119V207H118ZM124 208L126 209L127 207H124ZM136 208H137V207H136ZM136 208H135V209H136ZM141 208H142V207H141ZM146 208H148V207H146ZM156 208H157V206H156ZM156 208H154V209H156ZM188 208H189V207H188ZM209 208H210V207H209ZM231 208H232V206H231ZM233 208H235V207H233ZM254 208H256V206H254ZM263 208H264V207H263ZM44 209H45V208H44ZM56 209H57V208H56ZM78 209H79V210L75 209V211L77 210L78 213H81L80 210L85 209V206H84V207H83V206L78 207ZM112 209H113V208H112ZM125 209H124V210H125ZM143 209H144V208H143ZM148 209H149V208H148ZM204 209H205V208H204ZM206 209H205V214L207 213ZM57 210H58V209H57ZM60 210H61V209H60ZM72 210H73V208H72ZM85 210H86V209H85ZM109 210H111V209H109ZM113 210H114V209H113ZM113 210H112V211H113ZM126 210H127V209H126ZM137 210H138V209H137ZM146 210H147V209H146ZM146 210H145V211H146ZM158 210H159V209H158ZM163 210H164V209H163ZM191 210H192V209H191ZM230 210H231V209H230ZM232 210H233V209H232ZM234 210H235V209H234ZM258 210H259V208L257 209V211H258ZM45 211H44V212H45ZM77 211H76V212H77ZM79 211H80V212H79ZM112 211H111V213H112ZM130 211H131V210H130ZM148 211L150 212V210H147L146 212H148ZM151 211H152V209H151ZM226 211H227V209H226ZM226 211H223V214H224V212H226ZM237 211H238V210H236L234 213H237ZM263 211H264V210H263ZM263 211H262V212H263ZM44 212H43V213H44ZM70 212H71V210H69V213H70ZM82 212H83V211H82ZM87 212H88V211H87ZM91 212H93V211H91ZM91 212H90V213H91ZM117 212H118V211H117ZM117 212H115V213H117ZM125 212H126V211H124L123 213H125ZM132 212H134V211H132ZM154 212H155V211H154ZM156 212H157V211H156ZM251 212H252V211H251ZM6 213H8V212H6ZM63 213H64V212H63ZM88 213H89V212H88ZM109 213H110V212H109ZM127 213L129 214V211H128ZM142 213H143V212H142ZM142 213H141V214H142ZM158 213H159V212H158ZM221 213H222V211H221ZM221 213H220V214H221ZM228 213H229V212H228ZM231 213H232V211H231ZM260 213H261V212H260ZM73 214H74V212H73ZM76 214H77V213H76ZM125 214H126V213H125ZM141 214H140V215H141ZM143 214H144V213H143ZM153 214H154V216H155V213H153ZM183 214H184V213H183ZM187 214H188V213H187ZM187 214H185V215L187 216ZM205 214H204V215H205ZM208 214H209V213H208ZM255 214H256V213H255ZM8 215H9V214H8ZM67 215H68V213H67ZM78 215H81V214H78ZM83 215H84V214H82V216H83ZM138 215H139V214H138ZM138 215H137V216H138ZM145 215H146V214H145ZM147 215H148V213H147ZM151 215H152V214H151ZM151 215H149V216H151ZM172 215H173V214H172ZM202 215H203V214H202ZM204 215H203V216H204ZM221 215H222V214H221ZM228 215H229V214H228ZM252 215H253V214H251V217H252ZM17 216H18V215H17ZM42 216H43V215H42ZM71 216H72V215H71ZM73 216H75V215H73ZM76 216H77V215H76ZM82 216H81V217H82ZM107 216H109V215H107ZM125 216H127V214H126ZM130 216H131L132 220H131ZM133 216H134V215H133ZM133 216H132V215H129V217L127 216L128 219L130 218V222L133 221ZM137 216H134V217H137ZM223 216H224V215H223ZM229 216H230V215H229ZM231 216H232V215H231ZM231 216H230V218H231ZM253 216H254V215H253ZM256 216H258V215H256ZM259 216L262 217V216H264V215H263V214H262V215L260 214ZM63 217H64V215H63ZM66 217H67V216H66ZM77 217H78V216H77ZM81 217H80L78 220H76V218L74 217V220L79 221V220H81ZM123 217H124V214H123ZM127 217L125 218V220H127ZM138 217H139V216H138ZM144 217H146V216H144ZM151 217H153V216H151ZM158 217H159V216H158ZM188 217H189V216H188ZM221 217H222V216H221ZM224 217H225V219H226V216H224ZM224 217H222V219H224ZM4 218H6V217H4ZM13 218H14V216H13ZM49 218H48V219H49ZM58 218H59V216H58ZM64 218H65V217H64ZM146 218H147V217H146ZM156 218H157V214H156ZM227 218H229V217H227ZM233 218H234V217H233ZM236 218H237V217H236ZM252 218H253V217H252ZM252 218H251V220H252ZM14 219H15V218H14ZM68 219H69V218H68ZM71 219H72V218H71ZM88 219H89V218H88ZM109 219H110V218H109ZM137 219H139V218H137ZM141 219H142V221H143L145 218H141ZM152 219H153V222H152V223H155V225H156V222L158 221V219H157L156 221L154 220V218H152ZM190 219H191V218H190ZM222 219L220 218L219 221H221ZM225 219H224V221L222 220V221L224 222V223L222 222L223 224H225V223H226V220H228V219H226V220H225ZM238 219H239V216H238ZM261 219H262V218H260L258 221H261ZM4 220H5V219H4ZM33 220H35L36 222H33ZM49 220H50V219H49ZM65 220H66V219H65ZM74 220H73V221H74ZM106 220H108V219L106 218ZM230 220H231V219H230ZM234 220H236V219H234ZM1 221H2V220H1ZM63 221H64V220H63ZM66 221H67V220H66ZM69 221L71 222V220H69ZM104 221H105V220H104ZM109 221H110V220L106 221V223L109 222ZM121 221H122V220H121ZM142 221H139V222H140L139 225H142V226H143V223H144V222H145L146 224H147V222H148V221L146 222V220H145L144 222H142ZM154 221H155V222H154ZM228 221H229V220H228ZM228 221H227V222H228ZM240 221H241V220H240ZM240 221H239V223L242 222V221H241V222H240ZM252 221H253V220H252ZM262 221H263V220H262ZM2 222H3V221H2ZM7 222H8V221H7ZM31 222H33V226H30V225H31ZM49 222H50V221H49ZM74 222H75V221H74ZM110 222H111V221H110ZM127 222L129 223V221H127ZM133 222H134V221H133ZM135 222H136V221H135ZM135 222H134V223H135ZM150 222H151V219H150ZM205 222H206V221H205ZM231 222H232V221H231ZM248 222H250V219L247 221V223H248ZM263 222H264V221H263ZM43 223H44V222H43ZM84 223H85V222H84ZM128 223H127V224H128ZM136 223H137V222H136ZM152 223H151V224H152ZM188 223H189V222H188ZM229 223H230V222H229ZM239 223H238V224H239ZM251 223L253 224V222H251ZM251 223H250V224H251ZM254 223H255V222H254ZM261 223H262V222H261ZM4 224H5V223H2L3 226L0 225V231L6 232V230L8 231V229L10 228V226L7 225V226H9L8 229H7L6 224H5V225H4ZM51 224H53V223H51ZM71 224H73V223H71ZM78 224H79V222H78ZM100 224H101V223H100ZM102 224H103V222H102ZM102 224H101V227H103ZM124 224H125V223H124ZM201 224H202V223H201ZM207 224H208V223H207ZM234 224H235V221H234ZM238 224H237V226H238ZM248 224H249V223H248ZM252 224L250 225L251 227H253ZM256 224H257V223H256ZM256 224H255V225H256ZM73 225H74V224H73ZM73 225H72V227H73ZM104 225L108 226V225L105 224V223H104ZM139 225H138V226H139ZM148 225H150L149 222H148ZM244 225H245V224H244ZM255 225H254V226H255ZM50 226L52 227V225H50ZM70 226H71V225H70ZM135 226H137V224H136ZM211 226H213V225H210V227L207 226L208 229L211 228ZM222 226H223V225H222ZM222 226H221V227H222ZM231 226H232V224H231ZM240 226H241V225H240ZM240 226H239V228H241ZM256 226H257V225H256ZM51 227H50V228H51ZM64 227H65V226H64ZM72 227H71L70 229H71V230H74V229H72ZM104 227H105V226H104ZM104 227H103V228H104ZM109 227H112V228L109 229L110 232H111V234H112L113 231H114V230H113V231L111 230V229H113V226L109 224ZM114 227H115V226H114ZM123 227H124V226H123ZM143 227L146 228V226H143ZM147 227H149V226H147ZM218 227H219V226H218ZM223 227H224V226H223ZM235 227H236V225H235ZM247 227H248V225H247ZM259 227H260V226H259ZM61 228H62V227H61ZM61 228H60V230H61ZM106 228H108V227H106ZM116 228H117V227H116ZM132 228L134 229V227H132ZM145 228H144V231H143V232L147 231V230H145ZM214 228H215V227H214ZM214 228H213V231H214V230L217 231L218 228H216V229H214ZM228 228H229V225H228ZM228 228L226 227V229H228ZM253 228H254V227H253ZM261 228H263V227H261ZM43 229H44V228H43ZM51 229H52V228H51ZM65 229H66V228H65ZM121 229H122V228H121ZM149 229H151V228H149ZM186 229H187V228H186ZM205 229H206V228H205ZM211 229H212V228H211ZM224 229H225V228H224ZM226 229L223 230V233H222L221 231H220V232H221L222 234L227 235L226 237H230V236L232 235V233H231V232L229 233L228 230L226 231ZM232 229H233V228H232ZM236 229H238V228H236ZM245 229H246V228L243 227L242 230H245ZM258 229H259V228H257V230H258ZM263 229H264V228H263ZM31 230H32V229H31ZM71 230H70V231H71ZM101 230L105 231L104 229H101ZM142 230H143V229L140 228V227H139V228H136V229H135L136 232H133V231H132V232H133V235L131 236V238L135 235V237H136V236L138 237L137 239H139V238L143 239L144 237L140 234V233H142V232H140V231H142ZM189 230H190V229H189ZM218 230H219V229H218ZM229 230H230V229H229ZM248 230H249V228H248ZM259 230H260V229H259ZM261 230H262V229H261ZM261 230H260V231H261ZM29 231H30V230H29ZM42 231H43V230H42ZM63 231H64V230H63ZM130 231H131V230H130ZM186 231H188V230H186ZM209 231H210V230H209ZM239 231H240L239 233L242 234L240 229H239ZM24 232H25V231H24ZM26 232H27V231H26ZM37 232H39V231H37ZM37 232H36V233H37ZM96 232H97V231H96ZM132 232H131V234H132ZM147 232H148V231H147ZM149 232H150V231H149ZM201 232H202V231H201ZM247 232H248V231H247ZM249 232H250V231H249ZM251 232H252V231H251ZM28 233H29V232H28ZM30 233H31V232H30ZM108 233H109V231H108ZM114 233H115V232H114ZM211 233H212V232H211ZM211 233H210V235H211ZM217 233H218V232H217ZM217 233H216V234H217ZM234 233H235V232H233V234H234ZM239 233H235V234H239ZM26 234H27V233H26ZM38 234H40V232H39ZM131 234H130V235H131ZM143 234H145V233H143ZM149 234H150V236H151V233H149ZM149 234H148V235H149ZM222 234H221V236H222ZM235 234H234V235H235ZM256 234H257L258 236H260V233H259V234L256 233ZM262 234H264V233H262ZM4 235H5V233H4ZM27 235H28V234H27ZM35 235H36V234H35ZM35 235H34V236H35ZM40 235H41V234H40ZM62 235H63V233H62ZM94 235H95V234H94ZM94 235H93V236H94ZM106 235H108V234H106ZM113 235H115V234H113ZM138 235H140L141 237L138 236ZM146 235H147V234H146ZM146 235H144V236H146ZM158 235H159V234H158ZM169 235H170V234H169ZM201 235H202V234H201ZM201 235H200V236H201ZM217 235H219V233H218ZM34 236H33V238H34ZM36 236H37V235H36ZM93 236H92V237H93ZM159 236H160V235H159ZM171 236H172V235H171ZM213 236H215V232H213L212 237H213ZM235 236H236V235H235ZM235 236H234V237H235ZM238 236H239V235H238ZM240 236H241V235H240ZM5 237H6V236H5ZM24 237H25V235H24ZM40 237H41V236H40ZM62 237H64V236H62ZM67 237H68V236H67ZM92 237H91V238H92ZM135 237H134V238H135ZM146 237H148V236H146ZM151 237H152V238H151V239H152V242H154V241H153V238H155V237H153V236H151ZM210 237H211V236H210ZM224 237H225V236H224ZM242 237H243V236H241V238H242ZM255 237H256V236H255ZM28 238H31V237H30V234H29V237H28ZM33 238H32V239H33ZM107 238H108V237H107ZM129 238H130V237H129ZM149 238H150V237H149ZM156 238H157V237H156ZM158 238H161V237H158ZM172 238H173V237H172ZM230 238H231V237H230ZM230 238H229V239H230ZM236 238L239 239V237H236ZM241 238H240V239H241ZM246 238H247V237H246ZM249 238H250V237H249ZM262 238H263V237H262ZM262 238H261V240L263 241L264 239H262ZM35 239H37V238L35 237ZM39 239H40V238H39ZM39 239H38V240H39ZM151 239H150V240H151ZM216 239H217V237H216ZM229 239H228V240H229ZM243 239H244V238H243ZM254 239H255V238H254ZM29 240H31V239H29ZM89 240H90V239H89ZM150 240H149V241H150ZM226 240H227V239H226ZM230 240H231V241H229V242L232 243V240H233V239L231 238ZM246 240H247V239H246ZM259 240H260V239H259ZM261 240H260V241H261ZM147 241H148V240H147ZM155 241H158V240H155ZM240 241H242V240H240ZM240 241H239V242H240ZM249 241H250V240L248 239L247 242L249 243ZM255 241H256V239H255ZM30 242L32 243V241H30ZM34 242H35V240L33 241V243H34ZM44 242H45V241H44ZM90 242H92V239L90 240ZM93 242H95V240H94ZM93 242H92V243H93ZM138 242H139V241H138ZM141 242H142V240H141ZM150 242H151V241H150ZM152 242H151V243H152ZM222 242L224 243L223 240H222ZM229 242H228L227 245L230 244ZM105 243H106V242H105ZM143 243H145V242L143 241ZM177 243H178V242H177ZM209 243H210V242H209ZM212 243H213V242H212ZM218 243H219V242H218ZM226 243H227V242H226ZM257 243H258V242H257ZM257 243H256V244H257ZM87 244H88V243H87ZM87 244H86L84 247H81V249L79 248L80 250L78 249V250H79L78 252H80V253H82V254H85V256H83V257H86V256H87L86 254H93V255H96L97 250H94V249H93V250H90V248H92V247H91V246H87ZM96 244H97V243H96ZM147 244H148V243H146V247L149 245V244H148V245H147ZM175 244H176V243H175ZM175 244H174V245H175ZM178 244H179V243H178ZM237 244H238V243H237ZM24 245H26V244H24ZM90 245H91V244H90ZM150 245H151V244H150ZM150 245H149V246H150ZM156 245H157V244H156ZM212 245H213V244H212ZM212 245H211V246H212ZM217 245H218V244H217ZM224 245H225V244H224ZM238 245H239V244H238ZM241 245H242V242H241ZM1 246H3V245H1ZM26 246H27V245H26ZM43 246H44V245H43ZM46 246H47V245H46ZM144 246H145V245H144ZM151 246H152V245H151ZM153 246H154V245H153ZM179 246H180V244H179ZM37 247H38V246H37ZM95 247H96V246H95ZM156 247H158V245H157ZM235 247H236V246H235ZM1 248H2V247H1ZM3 248H4V247H3ZM33 248H35V247H33ZM110 248H111V247H110ZM147 248H148V247H147ZM222 248H223V247H222ZM227 248H228V247H227ZM38 249H39V248H38ZM150 249H152V248H148V250H150ZM206 249H207V248H206ZM208 249H209V248H208ZM208 249H207V250H208ZM240 249H241V248H240ZM2 250H3V249H1V251H2ZM114 250H115V249H114ZM118 250H119V249H118ZM118 250H116V251H118ZM154 250H155V247H154ZM220 250H221V248H220ZM223 250H224V249H223ZM41 251H42V250H41ZM152 251H153V250H152ZM216 251H217V250H216ZM238 251H239V249H238ZM32 252H33V251H32ZM32 252H30V253H32ZM160 252H161V251H160ZM241 252H242V250H240V253H241ZM26 253H27V251H26ZM34 253H35V252H34ZM37 253H38V252H37ZM37 253H36V254H37ZM41 253H42V252H41ZM41 253H40V254H41ZM43 253H44V252H43ZM59 253H60V252H59ZM97 253H98V252H97ZM145 253H146V252H145ZM243 253H244V252H243ZM259 253H260V252H259ZM259 253H258V254H259ZM1 254H2V252H1ZM61 254H62V252H61ZM75 254L77 255V254H79V253H77V251H76ZM205 254H206V253H205ZM229 254H230V253H229ZM241 254H242V253H241ZM258 254H254V255H258ZM45 255H48V253H47V254L45 253ZM243 255H244V254H243ZM243 255H240V257L242 256L241 258H243ZM260 255H261V254H260ZM30 256H31V254H30ZM33 256H35V255H33ZM78 256H79V255H78ZM80 256H81V255H80ZM103 256H104V255H103ZM43 257H44V256H43ZM88 257H89V255H88ZM1 258H2V257H1ZM241 258H240V259H241ZM256 258H258V257H256ZM35 259H36V258H35ZM40 259H41V258H40ZM48 259H49V258H48ZM97 259H98V258H97ZM99 259H100V258H99ZM5 260H6V259H5ZM46 260H47V259H46ZM154 260H155V259H154ZM161 260H162V259H161ZM221 260H222V259H221ZM1 261H2V260H1ZM1 261H0V262H1ZM155 261H156V260H155ZM101 262H102V261H101ZM222 262H223V261H222ZM29 263H30V262H29ZM156 263H157V262H156ZM17 264H18V263H17ZM76 264H77V263H76ZM105 264H106V263H105ZM112 264H114V263H112Z\"/></svg>",
    "mask_w": 264,
    "mask_h": 264
}]
</instances>
